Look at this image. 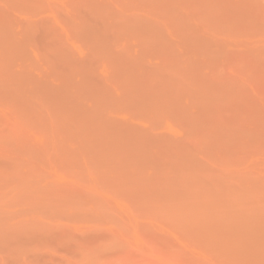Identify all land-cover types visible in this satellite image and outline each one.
Listing matches in <instances>:
<instances>
[{
    "label": "rangeland",
    "instance_id": "obj_1",
    "mask_svg": "<svg viewBox=\"0 0 264 264\" xmlns=\"http://www.w3.org/2000/svg\"><path fill=\"white\" fill-rule=\"evenodd\" d=\"M94 1L95 0H93V1L92 0H7V1L0 0V7L3 8L8 13V15L10 16L9 18H7V15L5 17H3V15L1 16V14L4 10L2 11V9H0V24L4 26V28H0V30H1L0 32H3L5 34L6 33H13L14 35L16 33L18 34L20 32L21 35L18 34L19 36L17 37L16 41L18 42L19 47L22 49V51H21L22 53L16 54L17 52H15V54H16L15 57H12V55H13L12 53L14 51L11 53L10 56L7 55L9 52H6V54L2 53V55L3 54L6 55V57L3 56L4 58L10 60L8 62L6 60H3V61H6V63H8L9 65L10 64L13 65V62L15 63V61H16L15 66H12V69L14 67H19V66H22V67L27 66L28 69L30 68L29 69L30 70L29 82H27V80H28L27 78H25V80L21 79V81H23V82L25 81V82L29 83L30 84L29 87H28L27 83L24 84L21 81H18V82L15 81L18 83V85H17V83H13L14 74H13V72L12 73L9 72L10 66L6 65L5 62H3V63L7 67H9V71L6 69V67H4L6 71L5 70H4L5 72L1 71L2 73L0 72V264H264V231H263L264 225L263 226L256 225V223L259 221H261V223H264V136L261 137V135H264V22H263L264 10L262 9V8H264V0H257L258 2L256 0H242L243 6L241 5V0H237V1L230 0L231 2L229 0H219V1L214 0V2H213V0L212 1L211 0H188V2H187V0H181V1L177 0V1H179L178 4L183 3L182 5L185 8L187 6L190 7V5H192V2L194 1L193 2L194 4L192 6H193V8L196 7V9H193L192 6L190 7L193 11H191L190 8H188V7L186 8L187 10H185L184 7H181L182 5L180 6L176 3V0H173V1L169 0L171 4L174 3V4H172L171 7H170L171 4L164 3V1H167V0H160L159 2L157 0H114V1L111 0L112 2H110L109 0H97L96 1L97 3ZM100 1H101V3H100ZM182 1H184V2H182ZM189 1H191V3ZM223 2H225V3H223ZM234 2L235 3L238 2L237 4H235L237 6V9H235L236 11L232 10V11H235L236 14L231 13V11L227 12L226 8H228V10H230L229 8L232 9V6L233 7L235 6V5H231V7H229L230 6L229 3L234 4ZM255 2H257V4ZM85 3H87V4H85ZM89 3L90 4L92 3V5H95L96 7H98L97 10L99 8L101 10L100 5H102V7L104 8V9L102 8V10H105V8H107L106 10L110 9L109 12H111L110 18H112V20H110L108 22V26L106 27L109 30L108 34L102 35L100 32V29L94 28V34L96 35L95 37L100 38L99 40H97L98 42L94 40V37L91 33L87 32L88 27H87V30L85 32L84 29H86V28L84 26H83L84 28L81 27L82 28V31H81V28L80 29L75 28L76 26L72 23L73 19L71 18V14L73 12H75L74 14H77L79 12L77 16L79 17L81 15L80 17L82 19L83 14H84V16L87 15V14L85 15V13H86L85 11H86V9H88V8L82 7V6L83 5L86 6ZM184 3H186V4L184 5ZM209 3H211V4H209ZM222 3H223V6H222ZM224 4H226V5L224 6ZM252 4H254V5H252ZM177 5L181 7L179 10L180 13L178 12L179 7H178V9L174 10L175 8H177ZM220 5L222 6V10H221ZM238 5H241V8ZM258 6L260 9L258 8ZM223 7H225L226 13L222 12V14H221V11H224ZM253 7H255V10ZM234 8H236V7H234ZM257 8H258V10H257ZM181 9L182 10L184 9V10L182 11ZM71 10H73V11H71ZM100 10H99V12L102 13V11H100ZM106 10H105L106 13H103L100 15L101 17H103V15H106L109 13ZM113 10L115 12H118V13H113ZM81 11H82V14H81ZM88 12H89V9H88ZM177 12H178V14H177ZM189 12H191V13L194 12V15L195 14L197 15L196 19H198L197 20V21H199L198 23H197V21L194 20L195 19L194 16L193 17L190 16L191 18H194V19H191L188 16ZM248 12H250V13H248ZM251 12H253V13H251ZM223 13H225V17L227 15L228 23L223 22L224 21V20H222V17L224 15ZM114 14H118V15L116 16ZM175 14L177 15V17H179V16L181 17V15L184 14L185 17L182 16L184 19L182 17L177 18V21L179 20L178 21L179 24H181V23L186 24V22H187L188 23L187 25L190 26V24H191L190 27H192L193 29H194V27L197 28V26L200 25L201 21L202 22L204 21L205 25L208 24L207 21H210V22L215 24L216 28L219 27L221 25V23H225V25H227V26H221L220 30H223V28H225V27H229V28H233V29H231L232 31L229 30V34L227 32L228 31L227 29H229V28L225 29V31L227 30L226 31L227 34H226V32L222 33L219 30V28H217V29L214 28V25L209 22L210 23L209 28H211L213 30L212 32H214V34H217V35L216 36L212 35L213 37L211 36L212 37L211 42L205 41V43L208 42V43H206L208 45L206 50H204L205 48L199 47V46H201V45H199V43L198 44L195 43L197 40L194 39L195 37L192 38V35L193 36L195 35V34H193L194 30L192 31V33L190 32V30H185V32L188 31V34L191 33L192 35L190 34L191 37L190 36L189 37L195 40V42H194V40L192 41V39H190L191 44L195 48V51H194V48L192 49L193 46L192 47L189 46L186 49L188 51L189 48H191L190 51L192 52V54H190V52H188L189 55H192V56H190V58H192L191 59L192 62H191V60H188L189 55L186 53L187 51L186 52L184 51L185 50L184 48H181L182 50H178V48L180 49V47H178V45L180 46L184 43L189 45V43H190V41L187 43V41L189 39L188 40L185 39L187 37H185L186 35H185L184 31H183V33H181V35H183L182 36L183 39H182V37H181V39L184 40V43H183V41L179 40L180 37L178 38V36H181V35L180 34L178 35V31L174 33V35H177V37H173L172 31L180 30V28L178 29L176 27L178 25V23H177L176 19L174 20V18H176ZM219 14H221L222 17ZM191 15H193V14H191ZM121 17H126L127 19H131V21L129 20L130 22H132L131 25H133V23L137 24V22H139V21L134 22V20L132 21L133 18H137V20H139L138 18H142V19L145 18L143 20V22H142V20H140L141 21L140 23H143L142 24L143 27H145L146 30L149 28L151 30V27L152 28L154 27L153 28L154 30H152V31L153 32L154 31L155 32L160 31L161 35L162 34L164 35V29H165L166 34L164 36L162 35L164 37L163 39L166 40V38H167L166 41L171 42L170 43L171 45L169 44V42H167V44L169 46L167 44H163V41H165V40L161 39L162 38L161 35H159V36L156 35V37H158V38H156V37L155 38L159 42H161V45H166V46H168L167 48H171L172 50L175 51L174 52V51L169 50V49L167 50L166 46H163V50L165 53H166V50L168 52L172 51L171 53L170 52L166 53V54H174L173 56H175L176 58L174 57V59H172L173 58L172 55L171 56H169V55L163 56L164 52H163V50H161L162 47H161V49L156 50V47L159 48L158 45L155 44L154 48L151 47L152 45L150 46V44H152V43H157V44L159 43V42H157L156 39H154V36H153V40H155V41H152V40L150 41V39L147 40V42L142 41V40H146L147 38L150 37V36L148 37V35H147V38L145 39V37H146L145 34L143 35L144 38L138 40L139 44L142 42L145 43V45L143 43L145 50L148 47H150V49L148 48L149 52H147V50L145 51L143 49V46L142 47L140 46V48L143 49L144 53H146V54L149 53L148 55H146V57H149V59L151 60V61H149L148 58H147V60H144L146 57L144 59L141 58V59H143L141 61V64L145 65V63H146L147 65H149L148 67H145L147 65H145V66L142 65V67H144L145 72H144L142 67H138L135 65L137 70L139 68L140 69L142 68V70L145 74L142 73L141 75L145 76L146 80L148 79V81H146V83H145V80L144 81L142 80L143 81L142 85L145 83V85H143L142 87H140L141 86L140 85L141 79L139 80L140 83L138 82V84L140 86L136 83V81L138 80L139 77L140 78L143 77L141 75L139 76L140 69H139V72L137 73V70L135 68V70H136L135 73H136V75L138 74L136 76L135 73H133L134 70L132 72L129 71L132 65L130 66V68L126 67L125 69L127 71H125V70H123V71H125L126 75H128V76L130 74L129 73L127 74V72H130L132 74L131 77L129 76L130 79L131 78L133 79V77H134L133 75L138 77L137 79H135L136 77L134 78L136 80L135 83H131L132 80H130V79H128V80H130L131 82L128 80H127L128 81L127 82L125 80L126 78L123 76V74H125V72L120 73V71H121L120 68H121L122 64L120 62H115L114 57H112L113 59L111 58L112 55L113 56L119 55L118 50L120 48H121L120 52L125 53V55H127L129 52L126 53V52H122V51L124 49H127V50L131 49V50H129L130 51L129 54L131 55V53H132V57H135V58H136L137 54L139 57V53H137V51L141 52V53L143 52L141 50H138L139 44L136 47V44L138 43L137 40L136 41L133 40V37L135 36L134 34L138 31H135L134 34H132L131 33L132 31L130 30L131 27H130L128 29L129 32L131 31L130 32L131 34H130L128 31H126L128 26L121 29L119 24H118V21ZM240 17L242 20H240ZM148 18H150V19L148 20ZM185 18H187L189 22L186 21ZM156 19H158L159 21H157ZM181 19H182V21H181ZM218 19H220L221 23H218V21H219ZM223 19H225V18H223ZM145 20H148L147 23H144ZM152 20L155 21L156 27L154 25L152 26V24H155V23H153ZM184 20H185V22L183 23ZM95 21L96 20L93 21L91 19H87V22L90 24L94 23ZM151 21H152V23L150 25L149 22H151ZM180 21H181V23H180ZM190 21H192V22H190ZM194 21L197 23V25L195 23H193ZM225 21H226V19H225ZM78 22H80V21H78ZM158 22H160L161 24ZM140 23H139V25H140ZM157 23H158V26H157ZM203 23H201V24H203ZM217 23H218V26L216 25ZM174 24L175 25L177 24V25L175 26ZM182 24H181V27L183 28V30L188 29V28L190 29L189 26H185V25L184 26L186 28H184V26H182ZM228 24H231V25L233 24V25L228 26ZM28 25H30V30L28 32L23 31L24 28ZM68 25H70V26L68 27ZM92 25L94 26L97 24H92ZM139 25H138V27L139 28L141 27L140 29H138V27L136 29L135 25H133L132 28L139 30L138 33H141L140 30L143 29V27L139 26ZM72 26H74L73 27L74 29L71 28ZM207 26H206V28L208 29ZM53 27L55 28V30L57 29L56 32H54ZM178 27H180V26L178 25ZM66 28H68L69 31ZM155 28H157V30ZM182 28H181V30H182ZM192 28H191V30H192ZM199 28H200L199 32H197L198 30L195 31V33L197 35L196 38H198L202 32H204V34H203L204 36L201 34L203 37H205V38L210 37V36H206L205 32H210L211 29L210 30L208 29L209 31H205V30H203V27L200 26ZM169 29H171V30H169ZM146 30H145V33H147ZM201 30H202V32H200ZM215 30H217V32L220 31V32H218L219 35H218V33H216ZM124 31H126V32H124ZM143 31L144 30H142V32ZM147 31H149V30H147ZM168 32H171L172 35L168 36L167 35ZM58 33H60V34H58ZM138 33H136V35ZM206 34H208V33H206ZM100 35L102 37H100ZM130 35H131V37L133 35L134 36L131 38L130 41L129 40L127 41L126 39L130 38L129 37ZM209 35H210V33H209ZM61 36H63V37H61ZM138 36L140 38L142 37L141 35H138ZM138 36H135L134 39H136V37L138 38ZM214 37H215V39L213 40ZM168 38H169V40H168ZM176 38H178V41ZM200 38H201V40H199ZM200 38L198 39V42L199 41L201 42L203 40L202 37H200ZM229 38H232L233 40H231ZM159 39H161L162 41H160ZM185 40H186V42H185ZM206 40H208V39H206ZM209 40H210V38H209ZM212 40H213V42H212ZM68 41H69V43H68ZM124 41L127 44H125ZM133 41L136 42V44H134ZM173 41H174L175 45L172 44ZM179 41H180V43L181 42L182 43L180 44ZM93 42H95V43L93 44ZM128 42H129V44H128ZM203 42H204V40L201 42V44ZM216 42H217V44H216ZM231 42L234 44H232ZM146 43H147V45H146ZM218 43H220V45H218ZM75 44H76V46H75ZM103 44H105L106 46L103 47ZM186 44H184V45L188 46ZM195 44H197L198 47ZM96 45H97V47L100 46L101 48H103V49H101L100 47L96 48L98 50V53L102 54L103 52L102 51L99 52V50L100 49L104 50V48L106 49V50H104V55H103L104 57L102 56V59L99 56L101 54H98L96 52L97 50H95ZM115 45H117L119 47V49H116L117 46L115 47ZM126 45H129V46L131 45V46L129 48V46L126 47ZM159 45H160V43H159ZM108 46H110V47H108ZM123 46H124V48H123ZM170 46H174V48H172ZM183 46H181V47H183ZM230 46L232 47L233 50L230 49ZM17 47H18V45H17ZM164 47L166 48V50L164 49ZM215 47L217 49L219 48L222 50H223V47H225L224 51L225 52L227 51L228 54L230 51H232L230 53H233L236 49L238 51H236L235 54H233V55L232 54L228 55V54H226L227 52L226 53L224 52L225 53V54L223 53L224 56H221L222 50L218 49L220 52L219 51L217 52V49H215ZM234 47H235V49H234ZM20 48L16 49V50L19 52ZM110 48L112 49V51L114 48L113 54H112V51L110 50ZM227 48L229 50H227ZM0 50H1V48H0ZM69 50L73 56L76 54V56L79 57L78 58V65H80L82 69L79 70L78 67L74 68L75 70L77 69L79 72L74 71V69L71 66V63H73V62H70L72 60V58L70 56L71 54L68 55L69 59H65V63L67 60V64L69 63L71 66L70 70L73 69L72 71H70L68 69L69 66H67V64L66 65L64 64V62H63L64 59H62L60 61L61 58H64V57L67 58L68 57L66 55L68 53H70ZM151 50L153 53L154 52L158 53L157 54L158 57L156 56V59L153 58V57H155L156 53L155 54L151 53ZM153 50H155V51H153ZM214 50H216V51H214ZM248 50L250 52H248ZM5 51H7V50H5ZM182 51H184V55L186 54L187 59L185 58V56L180 57V59H178L177 63H175V65H176V67H175L173 65L174 62L172 63V61L179 58L177 56L179 54H181V56H183ZM206 51L211 52L210 54H213V55L209 54L210 55V56L208 55L209 58L208 57L205 58V56L208 53L204 54L205 56L203 55V53ZM58 52H59V57H57L58 55L57 56L54 55L55 53L57 54ZM105 52H107V54L109 56L108 58L106 57ZM115 52H117V53L114 54ZM215 52H217V56L215 57L217 59L216 61L214 58V56L216 54ZM245 52L248 54H245ZM94 53H97L98 55L97 54L94 55ZM220 53H221V55H220ZM63 54H64V56H63ZM250 54H252L251 55L252 57L250 56ZM35 55H37V56H35ZM143 55H144L143 53L140 54V57H143ZM150 55L151 56L154 55V56L152 58H150ZM167 56H169V58H171L170 62H169ZM211 56H213V58H214V59L212 58V60H214L213 61L214 63L209 62V60H211V58H210ZM219 56H221V57H219ZM10 57H12L13 59ZM164 57H166V58H164ZM202 57L206 61L209 59L208 62H206L204 59H202ZM14 58H15V60H14ZM105 58H107L105 60L107 65L110 64V66H112V65H117L118 63L121 64V65H119L120 67H118L120 69V71H119L120 75H118V73H115L117 71V69H116L115 72L111 71L112 77L108 76L109 73L111 74V72L108 71L110 69L109 68L106 69L109 65L107 66L106 64H102V62H104L103 60ZM157 58H160V59H158V60H160V63L158 61H156ZM181 58H183V59H181ZM1 59H0V61L2 62ZM11 60L13 62L9 63V62H11ZM68 60H69V62H68ZM108 60H109V62H108ZM184 60H186V62L189 63L190 65H188L186 63L183 66ZM202 60H204L205 62ZM150 62H152V63H150ZM161 62H162V65H160ZM182 62H183V64H182L183 69H181L182 67L179 66V63L181 65ZM163 63L165 65H167L166 68H164V69H163V66H164ZM204 63L206 64V67H205ZM207 63H210V64H207ZM168 64H170V65H168ZM200 64L202 66H200ZM239 64H241V65H239ZM1 65H3V64L1 63L0 66ZM72 65L74 66V63ZM104 65L106 66V68ZM153 65H157L158 67L152 68V67H154ZM237 65H239L240 67ZM127 66H129V65H127ZM159 66H162L163 70H160L161 67H160V69H158ZM170 66H172V67H170ZM190 66L195 67V69L192 67L190 68V70L191 69L194 70L193 72H190V70H189L190 73H193L192 76L194 78L192 76H190L191 74L189 72H188L190 74L189 77H188V75H187V77H186V75L183 76L184 79L187 78V80H189V81H187L185 79L184 82H185V84H186V81L189 82L188 86L190 87V88H187V95H186V91L184 89V92H185L184 95H186L184 97V95L182 96L183 90H180V85H179V83H176L175 79L176 78L179 80L181 79V82L184 83L183 82L184 79L181 76L182 75L181 72L184 70L188 71L187 69H189ZM197 66L201 68V70H199V71H200V73L202 71V74L199 73L200 75L198 73H196V74L194 73L195 70L197 71L198 69H200ZM243 66H244V68L242 69ZM22 67H20V68H22ZM114 67L117 68L116 66H113V69L110 67L111 70H114ZM174 67L176 69H174ZM249 67L252 70H250ZM4 68H2V69H4ZM127 68H129V69H127ZM147 68H150L151 70H154V71H152L150 73L147 72L148 74H146V71L150 70ZM156 68L158 69V71H156L157 70ZM177 68L178 69L180 68V70H182V71L177 70ZM184 68H187V69H184ZM103 69H105V70L103 71ZM168 69L173 70V73L171 71L172 74L180 72V73H177V74H179V78L177 75H176V77H175V75H173V77L170 76L171 74H169L170 71ZM67 70H68V72L70 71L71 73L74 71L75 74L74 73L67 74L68 73ZM82 70H83V72H80ZM101 70H102V72H101ZM165 70L168 73H165L164 72ZM176 70H177V72H176ZM12 71H14V69ZM155 71L160 72V73H162L161 71H163L165 74L164 76H166V74H168L170 76L169 79H168L169 76H167V78H166L167 81H165V82H168V83L164 85L165 88L163 87L164 83H162V80H159L162 78L164 79V77L160 78V76H162V75L159 76L158 73L155 75H158L159 77L155 76V75L153 76V74L156 73ZM77 73H79V74L84 73L83 76L81 74V77L83 80L81 78L79 80V76H77L78 79L73 78V77H76L75 75ZM106 73H107V75H106ZM114 73L116 74L115 77H117V79L115 77H113ZM188 73L186 72V74H188ZM79 74H77V75H79ZM183 74H185V73H183ZM48 75L49 76L52 75L50 77H54V78H50V77H49L50 79L48 77L46 78V76H48ZM67 75H69V76H67ZM97 75L100 77V80L103 81L104 83L103 82L101 83L100 81L96 82V80L99 79V77ZM146 75H147V77H146ZM150 75L153 77H151ZM196 75H197V77L200 78L201 81L203 79L202 82H204V81L206 82L205 89L207 87V92H208V87L210 90L213 87L212 86L213 84H215L217 86V88H216V86L214 85V88H212V89L216 90V91H213V93L217 97L218 96L222 97L221 96L222 91H221L220 95L219 94L217 95V93H220L219 92L220 90H224V91L226 90V89H224V87L226 85L225 86L221 85V84H223V82H226V83L230 82L231 85L234 84L233 86H235V84L240 86V87H238L236 85V90H237V87H238V89L239 88L241 89V87H242V89L244 88L242 90V97L240 98V96L238 94V92L239 93L241 92L240 89H239V91H236V93L238 94V96H237L234 94L235 93V87L233 89L234 93L231 90L232 88H230L231 87L230 84L228 87V89L231 90V93L236 96V99H237L236 102H237L240 109L237 106V108L235 107V109H233V110L230 109V112H228V110L231 106L233 107L236 105V104H234L236 99L233 98V100H232L231 99L232 96L229 97V99H231V103H230L227 98L225 100V95H223L224 97L223 98L219 97L218 103H216L217 99L214 98L213 95L212 96L209 95V93L211 94V90L207 94V96L211 97V98L209 97V100H206L208 97L205 96V100L203 101L204 96L203 97L201 96V91H200V96L198 95V99H197L196 92H198L200 90L201 86L202 87L204 86V83H202L200 80H198L199 78H197ZM119 76H122L123 80H121V77H119ZM128 76H126V77L128 78ZM57 77H59V79L61 78L60 80H64L65 78H63V77H66L67 79L69 77L70 82H72L71 79L72 80L74 79L73 81H75V82L73 83V85H75V83L77 84L78 80H79V82H78L79 85H84V83H82V82L86 79L87 83H85V86L86 87L88 86L87 88L89 89V92L85 93L84 92V91H86L85 87L83 86V88H84L83 89L77 84L76 85V92H78V94H80V95L78 97L77 96L74 97V99L77 100L76 101L77 104H76V102H74L75 100L73 101V99L71 97L74 93L73 90L75 91V89H73L75 87L73 85H70L69 84L70 82H68L67 84H69V86H71V87H68L67 89H68V91H70V93H72V92L73 93L68 96L65 94L66 93L65 91L67 89L65 88V90H64V88H63V91H64L63 94L65 95L66 98H68V100L70 97V99H72V101L71 100L67 101V99H65L67 101V103H64L65 102V100L63 99L64 96H63V94L61 96L62 92H61V90H59V89H62V87H60V86L64 82L61 81L62 83H60V82H57L59 80L55 81V79H57ZM70 77H72V78L70 79ZM96 77H98V78L96 79ZM118 77L120 79H118ZM174 77H175V79H174ZM190 77H192V78H190ZM171 78H172V80L175 81V82L173 81L174 84L172 83V80H170ZM195 78H197V80H196L197 82H195V80H193ZM67 79H66V82H67ZM16 80H17V78H16ZM87 80L89 81V83ZM111 80L116 82V83L114 84ZM179 80H177V82ZM90 81L96 82L97 83L96 86H98V85L100 86L102 84L103 87H97V88L94 87L95 88L94 89L93 86L96 83L91 82L93 84L90 86L89 85ZM105 81L108 83H109V81H111L112 82L111 84L114 87L111 86V84L105 83ZM45 82L46 83L49 82L51 85H48L49 83L45 84ZM98 82H100V83H98ZM117 82H120V83L125 82L126 84L118 83V85H120V87H122V89H121L117 85ZM133 82H134V80H133ZM147 82L151 86L150 85L147 86V84H148ZM193 82H194V84L196 83L194 85V87L200 83H202L203 85L201 84V86L199 85L195 88L196 90H193L194 89L193 85H192V87L190 86V84H193ZM232 82H234V83H232ZM19 83L21 84L22 88H23V85L25 86L24 91H26L27 89L29 91L31 90V94L35 95V96L42 94L40 91L42 90L43 86H47V87L53 86L54 88L55 87L57 88V86H58L59 88H58V90L53 89L54 91L51 92L52 95L54 94L53 97H51L52 95H49V94H51L49 92L47 94L45 93L46 95L42 94V95H44L43 97H42V95L38 96V98L39 97L42 98L41 100H37L36 99L37 96H36V98H34V96L31 97V94H30V97H28V98H30V101L28 102V104H27V101H26V104H24L25 100H24V102H22V100H18L16 98V96L18 94L21 95L23 93V95H24V92L21 91V89H17L16 87H14L17 90H19V92L17 95H15V94H13L14 96L11 95L12 92L14 93V91H15V89L13 88L12 85L20 86ZM59 83L61 85H59ZM154 83L156 85L158 84L157 90L160 92L159 95H158V93H155L154 94L155 97L153 96V98L155 99V100H153L154 102L156 100L157 101L160 100V102H158V104L156 102V104L159 105V107H156L157 105L155 106L154 105L155 103H153V106H155L157 108L156 109L157 112H154V109L151 106L152 103L150 102L151 103V105H150L148 102V98L153 95V94L152 95H150V94L153 92V90L155 92V89H156V85ZM175 83H176V85H175ZM67 84L66 85L64 84V87L68 86ZM104 84H105V87H104ZM135 84H137L138 86H136ZM160 84H162V85L159 86ZM169 84H171V88H170V90L172 89L171 92L174 91L173 88L175 89V87H172V85L176 86L177 92L180 90L178 92V93H180L179 95H177L178 93H176V89H175V93L173 92L174 94L177 95L176 98H178L180 102L176 101V99H175V101H173L174 106L171 108H169L170 104L172 105V100H174V97L176 95L175 96H173V94L169 95L168 100L171 99V103L165 102V104L162 100L163 99L165 100V98L168 96V92H166L167 93L166 95L164 94L165 97H163V95H162L163 99H161V97H160V94L165 93L164 91L166 89H167V91H169V89H168ZM177 84L179 85L178 88H177ZM187 84H186V87H187ZM122 85L128 86V87L126 86L124 93H125V91L127 93L128 92L127 88H130L132 86L131 91L133 92V90H134L133 94L135 95V97H137L135 94V89H136V92H140L141 90H143L144 94L146 92L143 89L144 86H146L144 88L148 87V89H149V87H152L153 90L151 88L152 92H149V90L147 89V92H149V93L146 92V94H147V96L150 95L149 97H147L146 95L145 96L142 95L143 91H141V93H138L139 99L137 98L138 99L137 100V99H134L135 97L134 98L132 97L134 99V100H132V98L130 97L131 92L130 93L128 92L129 93V94L127 93L128 95L124 94L125 95V96L123 95L124 97H122V95L119 96L118 93L119 92L121 93L123 91V88L125 87ZM153 85L155 86V89H154ZM210 85L212 87H210ZM26 86H27V89H26ZM72 86H73V88H72ZM77 86H78V90H77ZM108 86L112 89L111 90V92H113L112 94L107 91ZM115 86L116 87L118 86L116 88L117 90L115 89ZM181 86H182L181 88H184L183 87L184 84H181ZM220 86H222L223 88L221 87V89H219ZM136 87H139V88H136ZM102 88H104V89H102ZM110 88H109V91H110ZM118 88H119V92H118ZM191 88H192V91H190ZM202 89H204V87ZM92 90L96 91V95H97V92H98V94H100V96L102 93H104V94H102L103 97L101 98L99 96L101 99H98L99 97L96 96ZM157 90H156V92H157ZM204 90L202 93L205 95L206 92H204ZM90 91H92V94H94V97H92V94L90 95V93H91ZM181 91H182V94H181ZM189 91H190L191 95L193 94V97L192 96L190 97V95H188ZM226 91H228V90H226ZM26 92H25V94H26ZM55 92L57 94H59L60 92L61 93L59 94L58 97H55V96H57ZM105 92H106V94H105ZM107 92L109 94V97L107 95ZM225 92H224V94H225ZM29 93L30 92H28L27 95H29ZM87 93H88V98H87ZM84 94L86 97L84 96ZM169 94H170V92H169ZM198 94H199V92H198ZM244 94H245V97H243ZM27 95H25L26 100H27ZM110 95L112 97L116 96V101H115V99L113 100L112 97L110 98ZM134 95H132V96H134ZM226 95L228 97L229 93H226ZM60 96H61V99H60ZM126 96H129L130 99H129V97H126ZM141 96H142V100L144 98V102H146L145 106H147V104H149L148 107L152 108L149 111V113H148L147 109H150V108L146 107L143 110V108H144L143 103L144 102H142L140 100ZM170 96H172L173 98L172 97L170 98ZM178 96H182V99L184 97L185 99H187L186 100L187 102L185 103V99H183V101H182V99H180L181 97L179 98ZM187 96H189V100H188ZM76 97H77V99H76ZM79 97H80V100L78 101ZM119 97H122V98L119 101H117ZM201 97L203 99H202V104L200 105ZM31 98L35 99L36 102L34 101V103H32L33 100ZM47 98H48V101H47ZM124 98L126 99V101L123 100ZM212 98L214 99L215 103L213 102ZM13 99L16 101H14ZM20 99H22V95H21ZM43 99H44V102H43ZM62 99L64 101H62ZM128 99H129V101H127ZM151 99L152 98H150V101H151ZM219 99H222V100L224 99L226 101V102H224V104H225L224 107H223L224 104L219 105ZM60 100L62 101V103H64V106L60 105V102H58ZM130 100H131V102H133L135 104V106H136V104H138L137 107L138 106L141 107V105L143 106V108H142L143 113L146 112V115H144V118H148V119L150 118L152 121V119H153L152 115H156V114H157L156 116L159 117V122H160V118H162V120H163L162 124H163L164 128H162L161 127L162 124H160L161 125L160 126L159 122H158V124L156 123L157 125L155 124L156 126L155 127L152 126L154 128L151 129L150 127L152 124H150V126H149L147 124L146 119L144 121L146 123L140 121L141 118L143 119V117H141V116H139L140 117L139 122L137 121L138 119H136V122L130 120L129 116L132 119V115L138 114L137 112H135V110H138L136 108L134 109V111L132 110L133 111L132 115L129 114L128 117L125 118L126 114L128 113L127 112L128 107H126L127 108V111H126L125 106L130 105L129 107H131V109H133L132 108L133 103L131 104ZM139 100H140V102H139ZM123 101L125 103V106L123 104ZM188 101H190V102L188 103ZM191 101L194 104L196 103V105L198 104V101H199L200 103L198 106H201V108L202 107L203 108L202 109L199 108V110H198V106L195 105V107H194V109L196 108L195 109L196 113H195V110L192 107L193 104L190 105V103H192ZM51 102L53 103L52 105H51ZM56 102L58 103V105H60L59 106L60 109H63V110L66 109V112H63V110H61L62 111L61 112L60 109L58 110V105ZM70 102L72 105H74V106H72L74 109L71 110V112H73V111L75 112V109H77L80 113H82L81 116L78 113L80 118L83 117V119H84V120L81 119V121H80V118H77L78 115H76V118H77V120L79 119V123H80V124L77 123L78 127L76 126V129H75L76 131H79L78 137L76 135V132L73 130V128L71 129V127H69V123H70V126H72V124H71L72 118L71 117L74 115V112H73V115H72V113L68 112L70 109H72L71 107L68 109V107L70 106ZM73 102H74V104H73ZM80 102H83V105L86 108L82 107V103H80ZM175 102L180 103V104L182 103L181 106H185V107L187 106V104L190 105L192 108L189 106L186 107V110H187V108L190 109L189 111L187 110L189 114L187 113V111H185L184 107L181 108L180 104L175 105L176 104ZM212 102L214 104H212ZM228 102L231 105L230 106L228 105L229 108L227 107L228 108L227 109L226 103H228ZM238 102H240V103H238ZM29 103H32V107H30L31 105ZM45 103H46V105H45ZM128 103H130V104H128ZM162 103L164 106L162 105ZM232 103H233V105H232ZM40 104H43V105H41L42 107L40 106ZM68 104H69V106H67ZM109 104H112L113 107L115 105V107L113 108L112 105H109ZM209 104H210V106L216 105V104L219 105L220 107L222 106L224 108V110L226 108L227 112L223 111L222 107L220 109L219 106H218L219 108L217 110V105H216V110H213L215 108V106L212 107L211 109L207 108V107H210ZM37 105H39V106H37ZM48 105H50V106H48ZM34 106H35V108H33ZM46 106L49 108H52L51 106H53L52 109L54 111H51V113L49 114L48 112H46V108H47ZM97 106H98V110L96 112L98 113L100 110V113H101V114L98 113V117L101 115L103 118V120H101L102 118L100 116L99 121L101 120L102 122H105L106 119L109 118V116H111L110 117L111 119L109 118L108 120H111V121L114 120L115 123L117 122V124H115L116 129H113L114 135L116 132L117 137L113 136L112 128H111V131H109L110 129L106 130V124L107 123H104V125H103V123L100 122L101 126L99 125L100 123H97L99 128L98 127L97 128L93 127V129L91 128L89 133H86V136H84L86 138L87 134H90L88 136H89V138L92 137V141L88 140V139L86 140L84 138L83 139L85 141H83V139L81 140V137L83 135H85L84 131L86 132V130H89V127L91 124L89 122V119L92 122L96 118V114H97L96 113V114L92 115V111L90 112L89 109L97 108ZM135 106H133V107H135ZM160 106H161V108H160ZM165 106L168 108V111L172 110V111L168 112L171 114H172V112H174V110H175V112L176 111L178 112V110L184 109V111L180 110V113L178 112L179 114L176 112L175 117L173 114L172 116L174 117V120H172V118H171L172 116L170 114L165 116L166 109L164 110V108H163ZM179 106H180V109H179ZM36 107H37V109H36ZM40 107L42 109H44L45 111L40 110L39 109ZM104 107H106L107 112H106V110H104ZM140 107H138V108H140ZM204 107L207 108V110L205 109L206 110L205 114H204ZM83 108L86 111L89 110L90 114H88V112H87L83 116V111H82V110H84ZM119 108H121V109H119ZM192 109L194 110V112ZM122 110H125V112H124L125 114L123 113ZM200 110L203 113L201 112V118H199V116H200V113H199V115L197 117L200 120H198L196 118V115L198 114V112ZM47 111H49V109ZM56 111H60L61 116H63L65 121L68 123V127L66 126V123H65V126H64V124L62 125L61 123H59L61 121L64 122V119L60 118V116H57L58 113H56ZM120 111L122 112L123 115H125V117L122 116ZM164 111H165V113L163 114ZM53 112L57 116L56 117L53 114L55 116V118H57V119L60 118L59 120H57L59 122H57L55 119L52 118L51 114ZM160 112L162 113L163 117L160 116L161 115ZM60 113H59V115H60ZM93 113H94V109H93ZM102 113H104L105 116L107 114V118L105 120H104L105 116ZM119 113L121 114V116H118V115H120ZM130 113H131V111H130ZM141 113L142 112H140V114ZM143 113H142V115H143ZM181 113H183L184 115H181L183 117L181 119H179ZM66 114H69V115L71 114L72 116L67 118V117H65ZM87 114H88V116H87ZM111 114H113V115H111ZM148 114H150V115H148ZM202 114H204V115H202ZM50 115H51L52 119H50ZM178 115H179L178 119L180 120V122L183 118H185L186 121L188 118L189 119L192 118V120H189V121L190 122L193 121V122L188 123V121H187V124H185V122H184L185 120H184L181 127H180L179 120H178L179 124H178V122L175 123L176 122L175 119ZM85 116H86V118H85ZM90 116H91V118H90ZM93 116H95V118L93 120H91ZM118 117L121 119L119 120ZM158 117H156V119ZM87 118H88L87 122L89 123V126H88V124H85V126H87V129L83 130V128L81 126V124L84 126V124L82 123V120L84 122V121H86ZM135 118H137V116ZM135 118H133V119L135 120ZM169 118H171V120ZM202 118H206L210 122H212V126H209V129L207 128L208 124H204V121L201 120ZM123 119H125V120L127 119L126 121H129L130 125L128 122H125V120H123ZM42 120L43 121L45 120L44 122H47V123L49 122L50 124L47 125V123H45V125H44V122H42ZM49 120H51V121H49ZM54 120L57 122V124L55 122H53ZM74 120H75V118L73 116V121ZM77 120H75L73 122L74 127L76 125V122H78ZM96 120L98 121L97 118H96ZM96 120L93 121V123L97 122ZM116 120H118V121H116ZM166 120L167 121L170 120V122H173L174 126H176L175 124H178V125L176 127H174V126H172L173 123L167 122ZM202 121H203V123H202ZM148 122H149V120H148ZM154 122L155 121H153V124H154ZM205 122H207V120H205ZM39 123H41V124H39ZM124 123H128V126H130L131 128H135V130L137 131L138 134L140 132L139 130H141L142 131L141 133H143V135L140 133V136H142V138H143L144 134H146V136L148 134V137L150 138L149 141H152V143L154 142L156 145L153 144V146H151L150 142H148V144H147L146 142H143L144 140H142V142L144 144L141 143L140 142L141 139L140 140L138 139V137L140 138V136L136 132H135V136H134V132H133L134 129L130 130L131 128H129V127L127 128V126L125 127ZM194 123H195V125H194ZM199 123L204 125L205 129H208L207 130L208 132L210 130L209 135L206 136L207 132L205 130L204 131L202 130V128H201L202 125ZM59 124H61V125H59ZM118 124H120L119 127H118ZM122 124H124L123 127H122ZM132 124L134 126L136 125V127H133ZM138 124L141 126H139ZM42 125H44V126H42ZM46 125L48 126V131H50V133H52L53 135L50 134L49 132L46 133L47 132ZM50 125H51V127H50ZM58 125H59V127H57ZM79 125H80V127H79ZM166 125H168L169 127ZM213 125H214V130H213ZM53 126H54V128H53ZM62 126L66 127L65 129L63 128V131L65 130L64 132L69 134V136L67 135V137L71 136V138H69L67 140V142L65 141L67 139L66 133H63V132H62V134L59 133V132H61ZM204 126H202V127H204ZM101 127H102V129L104 127L106 130V135H107L106 138L108 139V132L107 131H109V134L112 135V139L105 141L104 132H103V137H102V131L100 130ZM166 127H167V130L169 129L171 131L167 132V130H164V129H166ZM196 127H198L197 130L200 133V135H198L199 136L198 138L194 139V138H192L191 130L193 132H197V130L194 131V128H196ZM43 128H44V130L46 129V131H43ZM121 128H123V129H121ZM182 128L186 132H189V131L190 132L188 134L186 132H184V133L179 132V130ZM81 129L83 130L82 134H81ZM118 129H120V130H118ZM148 129H150V130H148ZM188 129H190V130H188ZM211 129H212L213 133H214V131L215 132L217 131L216 133L213 134V136L212 135L210 136V134H212ZM56 130H57V133L55 132ZM58 130H59V132H58ZM67 131H69V132H67ZM123 131H125L124 132L125 134L123 133ZM200 131L203 133L201 134ZM71 132L72 133L74 132L73 133V135L75 134L74 140L77 143L73 140V136H72ZM204 132H206L205 138H203ZM118 133L120 135H118ZM127 133L129 135H127ZM131 133H133L132 135L134 136V138H133V136L131 138ZM79 134H80V138H79ZM158 134L162 135V137L160 136L161 138L164 137L163 141L165 140V137L168 136L167 139L164 141V142H166V141L170 142L168 144L169 145L168 147L166 146L167 143H165V145H162V148H161L160 144H161V142L163 144V141L158 139ZM119 136L121 139L119 138ZM61 137H62V139H61ZM76 137L81 140L80 145L82 142H84V144H87V146H89V148L87 146H82L83 149L85 147L87 149V151H85V150H83V152L81 151L82 147L80 148V145H77L79 143V141L77 140ZM148 137L146 138L147 141H148ZM151 137H153L152 138L153 140L151 139ZM170 137H171V139H170ZM200 137H202V139ZM206 137H207V139H206ZM233 137H234V140L236 139V142L233 141ZM238 137H240V139ZM115 138H119L118 142L119 141L121 142V140H122V143H120V144L117 143V140H115ZM123 138H124L125 144L123 143L124 142ZM125 138H126V140H125ZM237 138L239 139L238 141H237ZM51 139H52V141L54 140L56 149L53 147L54 143L51 141ZM70 139L74 142H72ZM136 139H137V141H136ZM144 139H145V137H144ZM155 139L157 140V142H160V144L156 143ZM199 139H200V141H199ZM251 139H253V142H250ZM255 139H259V140L255 141ZM101 140L105 141L106 145L109 141V145H107L105 147L106 148H108V147L112 148L113 151L109 150V149L108 150L110 151V153H112V152H113V154L115 153L112 156V157H115V160L117 159V156L120 157L119 159H121V156H123L124 159L122 158L121 160H124V161L123 162L118 161L119 159H117V162L119 163V165H115L114 162L116 164H118V163L116 161L112 160L114 158H112L110 156L109 151L105 150L106 151L105 152L104 150H102L104 147V146L102 147V144L104 145V142H102L101 146H99L98 143L101 142ZM172 140H173V143H172ZM241 140H242V142H241ZM57 141H58V144H57ZM126 141L128 142L127 145H126ZM195 141L196 142L198 141L199 143L197 142L198 144H195ZM60 142L64 145V146L63 145L60 146V147H63V149L66 148L69 150L71 148V150H75L76 154L74 151L73 152L76 156L73 154V152L71 150H69V152L72 153L74 156L69 154L67 152L68 150H66V151H65V149L64 150H62V149L58 150L60 148L57 147L56 144L59 145ZM180 142H181V144H183L182 148L184 147V150L180 148ZM68 143L71 145L69 146ZM201 144H203V146ZM157 145L159 148L157 147ZM72 146L74 148L79 147L78 150L80 152L76 151L77 149H73ZM130 146H131V148H130ZM146 146L148 148L150 146L151 148L148 149V148H146ZM154 146L156 149L158 148V150L161 148L160 149L162 152L161 156H158V155H160V150L159 151L153 150ZM199 146H201L202 148H200ZM133 147H134V150H133ZM171 147H173V148H171ZM90 148L94 149V150L93 149L91 150V152L93 151L94 154L93 153L90 154L91 153L90 151L88 152V150H90ZM100 148H101V150H100ZM169 148H171V149H169ZM117 149H119V152H120V150H123V152H120L121 156H120V154H117V152H118ZM51 150H54L53 153H55V152L56 153L55 154L51 153L52 152ZM138 150H139V152H138V154H136V152ZM186 150H188V154H187ZM101 151H102V153H101ZM103 151H104V153H103ZM141 151L143 153L144 152L150 153V154L147 153L145 155V158L147 160L150 159L149 161H147L148 163L145 162L146 160H143V159H145L144 158L145 153L144 154L142 153V155H140ZM171 151H172V154L174 155L175 158H173V155L170 154ZM258 151L260 154L258 153ZM64 152L68 153V154H66L67 157L65 156V154H63ZM107 152H108L109 157H107L108 155L105 154ZM42 153H47V154L43 155ZM122 153H124V154L125 153H127V154L131 153V156L128 155V157H126L127 154L123 155ZM151 153H153V154L155 153V154L152 155ZM167 153H169L168 155L171 156V159H170V157L168 159L166 158L168 156ZM48 154L51 156H47ZM52 154L54 156L56 155L58 158L55 156V159H54V156ZM58 154H59V156H58ZM96 154H98L97 158H99V160L97 159V161H95L96 160ZM101 154L103 155L102 160L99 157V155L101 156ZM133 154L135 156L134 158H136V161H133V157H132ZM39 155H42L45 158L44 159L40 158ZM91 155H92V158H91ZM93 155H95V158H93L94 157ZM105 155H106V157H104ZM147 155H149V157ZM156 155L158 158L160 157L162 160H164V158L167 159L166 161H168L169 164H167L168 162L166 163V161H162L160 158L159 159L163 163L159 159L157 160V158L154 157ZM165 155H167V156L164 157ZM46 156L48 159L46 158ZM63 156H65V157H63ZM77 156H79V157H77ZM87 156H89V157L87 158ZM129 156L131 157L132 160L129 158ZM49 157H50V160H49ZM75 157H76V159H75ZM176 157L180 158L184 162L181 161L180 159L178 160V158H176ZM110 158H112V159H110ZM153 158H155V159H153ZM126 159L130 160L131 162L130 161L127 162ZM152 159H153V161H151ZM174 159L176 160V162H178L176 164L177 166H175L173 164L174 167L173 166L170 167L172 165L170 163H176V162H174L175 161ZM191 159H193V162L194 161L195 162L193 163ZM103 160L110 161L109 163L112 164L111 168H109L110 167L109 165H111V164H109L108 162H105V161L104 162L106 164H104L102 166L106 165L107 168H105L106 166L104 168H101L100 165L104 163ZM99 161H100V163H99ZM190 161L193 164H196V162H197V166L194 165V170L192 169L193 166H191L192 163ZM74 162H75V164H78V166L77 165L75 166ZM89 162H90V164H88ZM121 162L123 164H121ZM186 162H188L189 164H187ZM91 163H93V165ZM94 163H96L97 166H95ZM97 163L100 165H98ZM113 164H114V168H113ZM156 164L157 165L160 164L159 166L161 168L156 169L157 168V167L155 168ZM164 164L167 166H165ZM121 165H123V166H121ZM168 165H170L169 166L170 169H169ZM185 165L186 166L189 165V167H187V168H189L190 171H191V169H192V171H194V174H193L194 177L192 175L190 176L191 178L189 177V175L193 172L192 171H191V173H190V171L188 172V169L186 168ZM52 166H54L55 170L53 169ZM80 166H82V167L80 168ZM150 166H153V167H150ZM184 166H185V170H184ZM33 167L35 169H33ZM50 167L54 171L53 170H52V172H51V170L49 171L48 169ZM90 167L93 168L94 170L91 169ZM96 167L101 168V169H99V173H97L98 169H96ZM130 167H131V169H130ZM148 167H149V170H151V171L154 168L153 173H154V171L159 170L158 171L159 174L157 172H155L154 174L155 175L157 174V175L156 176L153 175V173L148 170ZM165 167L166 168L168 167L167 170ZM190 167H192V168H190ZM197 167H200L199 169H197L198 171L196 170ZM56 168H57V170H56ZM70 168H73V169H70ZM124 168H127L128 170L124 169ZM174 168H175L176 172L178 170H180L177 173H179L181 171H182V173H180L179 175L176 174V172H174ZM40 169H41V172H39ZM45 169H46V172H45ZM84 169H86V171H84ZM87 169H90V170H88V172H87ZM95 169L97 170V172ZM163 169H165L166 171ZM200 169H202L201 170L202 175H201V172H199ZM25 170H27V171H25ZM109 170H111L112 173L115 171L114 172L115 174L114 173H113V175H112V173L109 174ZM124 170H126V171H124ZM162 170L164 172H166L165 177H162V174H164V172H161ZM14 171H17V172L13 173ZM19 171H21L23 173H19ZM55 171H57L56 172L57 174H55ZM58 171H60V172H58ZM78 171H79V173H78ZM89 171H92V174L93 175L96 174V175H94V176L91 175V177H89L90 176L89 175L87 178V175L91 173V172L89 173ZM94 171H95V173H94ZM168 171L170 173V175H169L170 177H168V179H170V180L173 179L171 181H168L166 178L168 176ZM132 172H134L135 174ZM196 172L200 174V177H199V174H197ZM16 173H18V175ZM25 173L27 174L25 176L26 179L27 178L28 179L33 178L32 174L35 175V173H38L34 176L36 179L33 181H36V182L33 184V186L30 185V183L28 185L27 183L24 182V181H27L28 179L27 180L19 179L18 176H21V174L24 175ZM28 173H29V175H28ZM39 173H41V174H39ZM42 173L47 174L48 177L49 176L54 177V180H52L53 178L49 177V180H46V178L44 179L48 182H45V181L43 182L42 179L46 175L42 174ZM66 173H69V174L71 173L70 175H73V176L70 177V175L68 176ZM102 173H103V176H106V174L108 173L107 175L110 176V179H108L109 176H108V178L106 176L105 178H107V180H102V179H105L103 176H100V174H102ZM117 173H119V174L117 175ZM145 173H147V174H145ZM188 173H190V174H188ZM13 174H15V175H13ZM79 174L81 176H79ZM133 174L137 177L135 178V176H133ZM174 174H176V175H174ZM30 175H31V177H28ZM83 175H84V177H83ZM114 175L115 176L117 175L116 177H118V176H120V177L115 179ZM145 175H148V176L146 177ZM180 175H181L182 179H184V180L180 181L177 179ZM249 175L251 177H249ZM252 175L254 176L255 180L252 179L253 178ZM36 176H38V178ZM138 176L141 177L140 179L142 181L139 180ZM149 176L152 178L150 179ZM173 176L174 177L178 176V177L173 178ZM208 176H210V177H208ZM211 176H213V177H211ZM12 177H14V178H12ZM74 177H76V179ZM95 177L97 180L99 178H102V179L96 181ZM156 177H158V178H156ZM201 177H202L203 181L206 183V185H204L205 183L201 180L196 181L197 179H201ZM72 178H74V179H72ZM137 178H138V180H137ZM144 178L147 179V181ZM194 178H196V179H194ZM207 178H209V180ZM210 178H212V179L214 178V180L212 181ZM143 179L145 181H143ZM161 179L162 180L166 179L169 183L168 182L166 183L165 180L162 181ZM31 180L32 179H29V182ZM37 180H38V183H37ZM88 180L90 181V183ZM133 180H135L136 182ZM152 180H154V181H152ZM175 180H177V181H175ZM40 181H42L43 184ZM50 181H52L51 183H53V184L49 183ZM56 181L58 184L56 183ZM92 181H95V182H92ZM106 181H107L108 186L104 185V182H106ZM158 181H159V184L157 183V185H156V182H158ZM174 181H175V183H174ZM182 181H184V182L186 181V184L190 185V187L182 185L184 183V182L182 183ZM192 181L194 184H192ZM200 181L202 182V184H199ZM97 182H100L101 186L106 187V188H104V189L99 188L100 185L97 186L98 185ZM102 182H103V184H102ZM126 182L129 183L128 186H127L128 183H126ZM130 182H132V183H130ZM141 182H142V185L144 184V186H142V187L140 185ZM147 182H149V183H147ZM176 182L179 183V186H183V192H182V188H181V192L179 190L180 187L178 188L179 191L175 188V187H178V183L176 184ZM96 183H97V185H96ZM125 183H126V185H125ZM151 183L154 184L155 187L158 186V189L156 187L157 190L161 191V189H163V191H161V192L159 191L160 192L159 193L157 190H155V187L153 185L151 186ZM173 183H174V185H173ZM44 184H47V185L49 184V188H48V186H47V188H45L46 185H44ZM145 184H149L150 188L154 187V189H152V188L148 189L147 187L144 189L143 187H145ZM171 184H172V187H171ZM42 185H43V187L40 188V186H42ZM197 185H199V186H197ZM200 185L202 188L200 187ZM202 185H204L205 187H203ZM27 186H28L29 192H31V194H32V191L34 192L33 195H31L28 192V189L26 190V188H24ZM30 186L32 188H30ZM52 186H54V188ZM125 186H127V187H125ZM184 186H185V188H184ZM196 186H197V188H196ZM169 187L172 190L171 189L166 190V188L168 189ZM35 188H37L38 190H36ZM43 188H45L47 190V192ZM51 188H53V189H51ZM58 188H60V189H58ZM63 188H64V190H63ZM164 188H165V190H164ZM173 188H174V190H173ZM186 188L187 189H189V188L193 189L191 191L193 193H191V192L189 193V191H188V196L190 195L189 197L192 198V200H193V201L190 200L192 202V204H190L191 208L189 207V202H190L189 199L190 198H188V196L186 195L187 193H185V198L187 196L188 199H185L183 197L184 190H185V192H187ZM195 188H196V190H195ZM49 189L54 190L53 191L54 195H53V192H51V193L48 192V191H51ZM98 189H100L101 191H99ZM59 190H61V192ZM109 190H110V193H108ZM149 190H151V191H149ZM102 191L105 192L104 193L105 197L101 193ZM169 191H171L175 194L177 192V194H176L177 197L179 196V194H182V193L183 194H182V197L179 196L178 198H176V196L173 197V195H174L173 193L169 194ZM174 191H176V192H174ZM39 192H40V194H37L36 197H34L35 194L39 193ZM42 192H44V193L46 192V194L43 195ZM162 192L164 195H165V192H167L170 196V199H168L169 198V196H167L168 194L165 195V196H167V198H165V197L163 198ZM23 193H24V195H23ZM100 194H102V195H100ZM158 194L162 199L159 198ZM41 195H43V197ZM151 195H152V197H151ZM155 195H156V197H155ZM44 196L47 197V200H46V197L44 199ZM149 196H150V198H149ZM38 197H41V199H38ZM55 197H56L57 201H56ZM101 197H103V198H101ZM153 197L158 198V201H156L157 199H155V198H154L155 199L154 201H156L155 202L156 204L159 202V205L158 204L156 205L155 203H153L154 201L152 202ZM171 197L173 199L176 198L175 200H177L181 197V200L179 199V202L177 201V203H176L177 205L182 204L183 200L185 199L184 203H186V206H188V207H185L184 203H183L184 205L183 204L180 205L181 207L176 206L174 204L176 201H174ZM42 198L48 204L45 203L44 201L43 202L39 201V200H42ZM48 198H51V201L55 200V202H50V199H48ZM59 199L63 200V202L60 201ZM104 199H105V202H104ZM150 199H151V203L149 201ZM163 199L165 200V203H162V202H164ZM26 200L29 201L31 204L29 202H27ZM48 200H49V202H48ZM166 200L167 201L169 200L167 204H166V202H167ZM194 200H197V201H194ZM173 201H174V203H173ZM40 202H42L43 204ZM56 202H58V205ZM67 202H68V204H67ZM180 202H182V203H180ZM49 203H53L52 205L55 206L54 207L55 209H56V205H57L56 211L54 208H52L53 206ZM69 203L70 204L71 203L72 204L77 203V204L74 207V205H70ZM169 203L174 205V206H172V205L169 206L168 205ZM63 204L65 207L67 206V208H62ZM78 204H80V205L82 204V205L77 206ZM102 204H104V206ZM160 204H161V206H160ZM163 204L164 205L166 204L165 206L170 208V210H171V208L173 209V207H174L173 211L169 212L170 210L166 209L167 207L165 208V206L163 207ZM28 205H30V206H28ZM41 205H43V206H41ZM49 205H51V207H50L51 210L49 208ZM68 205H70V207ZM99 205H102L103 207L101 206L102 207L101 208ZM27 206L31 207V208H27ZM34 206H35V208H34ZM175 206L178 208H176ZM37 207H38V209H36ZM43 207H45V208L43 209ZM72 207H74V208H72ZM79 207H80V209H78ZM97 207H99V208H97ZM40 208H42V209H40ZM46 208H48V210ZM70 208L73 210L75 208L76 209L72 212V211H70ZM184 208H185V211H184ZM187 208H189V209H187ZM65 209H68V211L67 210L65 211ZM177 209L181 210V213L185 212L184 213L185 215L179 213V211H176ZM174 211H176V212H174ZM186 211L188 214L186 213ZM251 215H253V220H252ZM27 216H28V219H27ZM230 217H232V218L248 217L249 222H246L243 224H232V222H230V221H232V219L230 220ZM26 220H27V223H26Z\"/></svg>",
    "mask_w": 264,
    "mask_h": 264
},
{
    "label": "bare ground",
    "instance_id": "obj_2",
    "mask_svg": "<svg viewBox=\"0 0 264 264\" xmlns=\"http://www.w3.org/2000/svg\"><path fill=\"white\" fill-rule=\"evenodd\" d=\"M4 1H7V0H4ZM92 1H93V0H92ZM96 1H97V0H95L94 2H96ZM109 1L112 2L111 0H109ZM113 1H114V0H113ZM157 1L159 2L160 0H157ZM168 1H169V0L164 1V3H166V4H167V3H168V4H171L170 1H169V2H168ZM171 1H173V0H171ZM179 1H181V0H179ZM179 1L176 0V3L178 4ZM211 1H212V0H211ZM218 1H219V0H218ZM229 1H230V0H229ZM229 1H228V2H229ZM234 1H237V0H234ZM256 1H257V0H256ZM161 2H162V1H161ZM161 2H160V3H161ZM182 2H184V1H182ZM187 2H188V0H187ZM189 2L191 3V1H189ZM193 2H194V1H193ZM193 2H192V5L194 4ZM213 2H214V0H213ZM213 2H212V3H213ZM225 2H226V1H225ZM225 2H223V3H225ZM230 2H231V1H230ZM248 2H249V1H248ZM257 2H258V1H257ZM257 2H255V3L257 4ZM96 3H97V2H96ZM100 3H101V1H100ZM162 3H163V2H162ZM164 3H163V4H164ZM180 3H181V2H180ZM215 3H216V2H215ZM223 3H222V6H223ZM232 3H233V2H232ZM237 3H238V2H236V3L234 2V4L229 3V5H230L229 7H231V5H235V4H237ZM85 4H87V3H85ZM172 4H174V3H172ZM172 4L170 5V7L172 6ZM182 4H183V3H182ZM182 4H178V5L181 6ZM185 4H186V3H184V5H185ZM188 4H189V3H188ZM209 4H211V3H209ZM239 4H240V3H239ZM246 4H247V3H246ZM249 4H250V3H249ZM98 5H99V4H98ZM98 5H97V6H98ZM178 5H177V8H175V9L173 8V9L176 10V9H178V7H179L178 12L180 13V11H179L180 8H181V7H184V6L182 5V6L180 7V6H178ZM189 5H190V4H189ZM192 5H190V7H191ZM195 5H196V4H195ZM195 5H194V6H195ZM212 5H213V4H212ZM212 5H211V6H212ZM225 5H226V4H224V6H225ZM227 5H228V4H227ZM241 5L243 6V4H242V0H241ZM241 5H238V6L241 8ZM252 5H254V4H252ZM258 5H259V4H258ZM100 6H101V10H100V8L97 10L98 7H96L95 5H92V3H91V4L89 3V4L86 5V6L83 5L82 7H86V8H88V9H89V12H88V9H86V11H85V10L82 8V9L86 12V13H85V12L83 11V12L85 13V15L87 14L86 16H84V14H83V18H82V19H81V17H80L81 15H80L79 17L77 16L79 12H78L77 14H74L75 12H73V13L71 12V13H72V14H71V18L73 19V20H72V23L76 26L75 28L80 29L81 27H82V28L85 27L86 29H84V31L86 32L87 27H88V31H87V32H88V33H91V34L93 35L95 41L99 40L100 38H99V37H95L96 35L94 34V28H98V29H100L101 34H102V35H106V34H108V32H109L108 28H106V27L108 26V22H109L110 20H112V18H110V13H111V12H109V10H110L109 8H108L109 10H106L107 8H105V10H106L107 12H109V13H108L109 15L106 14V15H103V17L100 16L101 14L106 13L105 10H102V8H103L102 5H100ZM100 6H99V7H100ZM175 6H176V5H175ZM175 6H174V7H175ZM222 6L220 5L221 10H222ZM187 7L190 8L189 6H187ZM187 7H186V8H187ZM234 7H236V8H234ZM234 7L232 6V9L229 8L230 10H228V8H226V9H227V12H230V11H231V13L236 14V13H235V11H236L235 9H237V6L235 5ZM251 7H252V6H251ZM186 8L184 7L185 10H187ZM192 8H193V6H192ZM223 8H224V11H221V14H222V12H225V13H226L225 7H223ZM233 8H234V9H233ZM245 8H246V7H245ZM247 8H248V7H247ZM253 8H254V10H255V7H253ZM258 8H259V6H258ZM258 8H257V10H258ZM0 9H2V11L4 10V9L1 8V7H0ZM103 9H104V8H103ZM171 9H172V8H171ZM184 9H183V10H184ZM193 9H196V7L193 8ZM238 9H239V8H238ZM259 9H260V8H259ZM262 9L264 10V8H262ZM99 10L102 11V13H100ZM181 10H182V9H181ZM183 10H182V11H183ZM188 10H189V9H188ZM190 10L193 11L191 8H190ZM190 10H189V11H190ZM232 10H235V11H232ZM240 10H241V9H240ZM247 10H248V9H247ZM249 10H250V9H249ZM8 11H9V10H8ZM71 11H73V10H71ZM77 11H78V10H77ZM103 11H104V12H103ZM111 11H112V10H111ZM238 11H239V10H238ZM259 11H260V10H259ZM178 12H177V14H178ZM185 12H186V11H185ZM195 12H196V11H195ZM239 12H240V11H239ZM257 12H258V11H257ZM261 12H262V11H261ZM113 13H118V12H115V11L113 10ZM113 13H112V14H113ZM225 13H223V14H224L223 17L221 16V14H219V15L222 17V20H224L223 22L228 23L227 15H226V17H225ZM231 13H230V14H231ZM240 13H241V12H240ZM244 13H245V12H244ZM248 13H250V12H248ZM251 13H253V12H251ZM4 14H5V15H4ZM81 14H82V11H81ZM112 14H111V15H112ZM119 14H120V13H119ZM191 14H193V15H191ZM2 15H3V17H5V16L7 15V18L10 17V16L8 15V13H7L5 10L2 12L1 16H2ZM114 15L117 16L118 14H114ZM175 15H176V14H175ZM232 15H233V14H232ZM232 15H231V16H232ZM244 15H245V14H244ZM182 16H184V14H182L181 17H182ZM186 16H187V15H186ZM188 16H189V17H190V16H192V17L194 16L195 19H194V18H191V17H190V18H191V19H194L195 21L198 20V19H196V18H197V17H196L197 15H196V14L194 15V12H193V13L189 12V15H188ZM233 16H234V15H233ZM175 17H176V18H174V20L176 19V21H177V18H181L180 16L177 17V15H176ZM184 17H185V16H184ZM221 17H220V18H221ZM228 17H229V16H228ZM235 17H236V16H235ZM237 17H238V16H237ZM78 18H79L80 20H79ZM182 18H183V17H182ZM187 18H188V17H187ZM187 18H185L186 21H188ZM223 18H225L227 22H226L225 19H223ZM230 18H231V17H230ZM255 18H256V17H255ZM77 19H78V20H77ZM87 19H91V20H93V21L96 20V21H95L94 23H92V24H97V25H94V26H93L92 24H90V23L87 22ZM135 19H136V20H135ZM138 19H139V20H137V18H133V19H132V21L134 20V22H135V21H136V22L139 21V22H137V24H136V23H133V25L136 26V27L134 26L136 29H137L139 23L141 22L140 20H142V22H143V20H144L145 18H143V19H142V18H138ZM149 19H150V18H148V20H149ZM183 19H184V18H183ZM191 19H190V20H191ZM82 20H83V21H82ZM129 20L131 21V19H127L126 17H121V18L119 19V21H118V24H119L120 28L123 29V28H125L126 26H128V28H127L126 31L129 32L128 29L131 27L130 30H131L132 32H131V31H130V32H131L132 34H134L135 31H138V32H139V30H136L135 28H132V27H133V25H131L132 22H130ZM148 20H145L144 23H147ZM156 20L159 21L158 19H156ZM218 20H219L218 23H221L220 19H218ZM240 20H242L241 17H240ZM78 21H80V22L82 21V22L80 23V22H78ZM152 21H153V20H152ZM152 21L149 22L150 25H151ZM178 21H179V20H178ZM178 21H177V23H178V25H179L180 27H178L177 24H176L177 26H176L175 24H174V25H175L178 29L180 28V30H176V31L174 30V31H172L173 37H177V35H174L175 32L178 31V35H179V34L181 35V33H183V31H184V33H185V35H186L185 37H187V38H185V39H186V40L189 39V40L187 41V43L190 41V39H192V38L195 37L194 39H196L197 41L195 42L194 39H192V41L194 40L195 43H197V44L199 43V45H201V46H199V47L205 48L204 50H206V48H207V46H208V45L206 44V43H208V42L205 43V41H209V42H211L212 37H213L214 35H215V36L217 35V34H214V32H212L213 30H212L211 28H209V27H210V23H212V22H210V21H207V23L209 24V25L207 24L208 26L205 25V22H204V21H203L204 23L201 21V23H203V24L200 23V25L197 26V28L194 27V29H193L192 27H190L191 24H190V26L187 25V24H188L187 22H186V24H182V23H181L182 19H181L180 23L182 24V26L185 25V26H189V27H190V29L187 27L188 29H184V30H183V28L181 27V24H179ZM192 21H193V20H192ZM192 21H190V22H192ZM195 21H194L193 23H195V24L197 25V23H198L199 21H197V23H196ZM244 21H245V20H244ZM160 22H161V21H160ZM160 22H158V23H160ZM174 22H175V21H174ZM184 22H185V20L183 21V23H184ZM188 22H189V21H188ZM209 22H210V23H209ZM247 22H248V21H247ZM263 22H264V20H263ZM149 23H148V24H149ZM153 23H155V21H153ZM158 23H157V26H158ZM218 23L216 24L217 26H218ZM225 23H221V25H220L219 27H217V28H219V30H220L221 26H227V25H225ZM249 23H250V22H249ZM142 24H143V23H140L139 26H142V27H143ZM160 24H161V23H160ZM212 24L214 25V28H216L215 24H214V23H212ZM212 24H211V25H212ZM222 24H223V25H222ZM129 25H130V26H129ZM150 25H149V26H150ZM153 25L156 27V23H155V24H152V26H153ZM204 25H205V26H204ZM232 25H233V24H232ZM232 25H231V24H228V26H232ZM62 26H63V25H62ZM69 26H70V25H68V27H69ZM83 26H84V27H83ZM144 26H145V25H144ZM149 26H148V27H149ZM161 26H162V25H161ZM185 26H184V28H186ZM200 26L203 27V30H205V31H209V30L211 29L210 32H205V35H206V36H210V37H208V38L203 37V36H204V35H203L204 32H202V30H201L200 32H202L201 34H202L203 36L199 33L200 36H199L198 38H196L197 35H196L195 31L198 30L197 32H199V30H200L199 27H200ZM206 26L208 27L209 30L206 28ZM73 27H74V26H72L71 28H73ZM148 27H147V28H148ZM0 28H4V26L0 24ZM64 28H65V27H64ZM82 28H81V31H82ZM140 28H141V27H140ZM140 28L138 27V29H140ZM153 28H154V27H153ZM153 28L151 27V30H150V28H149V29H147V30H149V31H147V30L145 29V27H143V29L140 30L141 33L136 32V33H138V34H137V35H136V33L134 34L135 36L141 35L142 37L140 38V37L138 36V38L136 37V39H134L135 36L133 35V36H134V37L132 36V37H133V40H135V41L137 40V42H138L139 39L144 38L143 35L145 34V35H146L145 39L147 38V35H148V37H149V36H150V37L147 38L146 40H142V41L147 42V40H149V39H150V41H151V40H152V41H155V40H153V36H154V39H156V38H158V37H156V35L159 36V35H161V34H160V31H158V32H155V31H154V32H153V31H152V30H154ZM164 28H165V27H164ZM181 28H182V30H181ZM191 28H192V30H191ZM217 28H216V29H217ZM226 28H229V27H225V28H223L224 31H223V30H220V31L223 33V32H226V31L228 30L227 32H228V34H229V30L233 29V28H229V29H227V30L225 31ZM53 29H54V32L57 31V29L55 30L54 27H53ZM66 29L68 30V28H66ZM66 29H65V30H66ZM73 29H74V28H73ZM78 29H77V30H78ZM134 29H135V30H134ZM155 29L157 30V28H155ZM167 29H168V28H167ZM167 29H166V30H167ZM29 30H30V25L26 26V27L24 28L23 31L28 32ZM75 30H76V29H75ZM133 30H134V31H133ZM142 30H144V31L142 32ZM145 30H146L147 33H145ZM169 30H171V29H169ZM169 30H168V31H169ZM185 30H190L191 33H192V31L194 30V31H193L194 33H193V34H195V35L193 36V35L189 32V33L192 35V38H190V37H191L190 34H188V31H186V32H187V33H186ZM0 31H1V30H0ZM68 31H69V30H68ZM126 31H124V32H126ZM181 31H182V32H181ZM215 31H216V33L220 32V31L217 32V30H215ZM231 31H232V30H231ZM130 32H129V33H130ZM166 32H167V31H166ZM179 32H180V33H179ZM211 32H212V33H211ZM227 32H226V34H227ZM67 33H68V32H67ZM131 33H130V34H131ZM206 33H208V34H206ZM209 33H210V35H209ZM18 34L21 35L20 32H19ZM18 34H17V33H16L15 35H14L13 33H6V34H5V33H3V32H0V48H1V50H0V56H1L0 59L2 58V59H1L2 62H1V61H0V62L3 64V65L0 66V67H1V68H0V72H1V71L3 72V71L5 70L4 67H6V69L9 71V67H7L6 65L10 66V71H9V72H11V73L13 72V74H14V76H13V83H17L18 81H21V79H24V80H25V78H27V79H28L27 82H29V75H30V70H29L30 68L28 69L27 66H26V67H22V66L14 67V68H13L14 71H12V70H13V69H12V66H15L16 61H15V63H14V62L11 60V62H9V63H12V62H13V65H12V64L9 65L8 63H6V61L8 62V61H10V60L4 58V57H6V55H4V54L2 55V53H5V54H6V52H9L7 55L10 56L11 53H12L13 51H14V52L12 53L13 55L15 54V52H17L16 54H18V53H22V52H21L22 49L19 47V44H18V42L16 41L17 37L19 36ZM58 34H60V33H58ZM165 34H166V33H165V29H164V35H165ZM172 34H171V32H168L167 35H168V36H171ZM220 34H221V33H220ZM66 35H67V34H66ZM128 35H129V34H128ZM151 35H152V36H151ZM162 35H163V34H162ZM162 35H161V36H162ZM164 35H163V36H164ZM212 35H213V36H212ZM218 35H219V33H218ZM163 36H162V38H161V37H160V38H161L162 40H165V39H163V38H164ZM182 36H183V35L178 36V38L180 37L179 40L183 41V43H184V40H182V39H183ZM189 36H190V37H189ZM211 36H212V37H211ZM59 37H60V36H59ZM61 37H63V36H61ZM100 37H102V36L100 35ZM129 37H130V38H127V39H126L127 41H128V40L130 41L131 38H132L131 35H130ZM151 37H152V38H151ZM155 37H156V38H155ZM165 37H166V36H165ZM181 37H182V39H181ZM188 37H189V38H188ZM200 37H202V39L204 40V42L202 43L203 45L205 44L204 46L201 44V42H202L203 40H202L201 42H200V41L198 42V39H199ZM178 38H176L177 41H178ZM204 38H205V39H204ZM209 38H210V40H209ZM102 39H103V38H102ZM102 39H101V40H102ZM161 39H159V40L162 41ZM176 39H175V40H176ZM206 39H208V40H206ZM214 39H215V37L213 38V40H214ZM229 39L233 40L232 38H229ZM101 40H100V41H101ZM126 40H125V41H126ZM156 40H157V39H156ZM166 40H167V38H166ZM166 40L163 41V44H167V42H169V41H166ZM168 40H169V38H168ZM186 40H185V42H186ZM199 40H201V38H200ZM213 40H212V42H213ZM66 41H67V40H66ZM103 41H104V40H103ZM125 41H124V42H125ZM97 42H98V41H97ZM101 42H102V41H101ZM124 42H123V43H124ZM133 42H134V41H133ZM133 42H132V43H133ZM148 42H149V41H148ZM157 42H159V41L157 40ZM214 42H215V41H214ZM68 43H69V41H68ZM94 43H95V42H93V44H94ZM121 43H122V42H121ZM143 43H144V42L140 43V44H141V45H140L139 42H138L137 44H136V42H134V44H136V47H137V45L139 44V45H138V47H139L138 50H141V51H143V49H144ZM149 43H150V42H149ZM159 43H160V45H159ZM159 43H158V44H157V43H152V44H150V46L152 45L151 47L154 48V47H155V44H156V45L159 46V48L156 47V50H157V49H161V47H162L161 50H163V46H166V45H161V42H159ZM170 43H171V42H169V44H170ZM179 43H180V41H179ZM181 43H182V42H181ZM181 43H180V44H181ZM231 43H232V42H231ZM70 44H71V43H70ZM73 44H74V43H73ZM125 44H127V43L125 42ZM128 44H129V42H128ZM172 44L175 45L174 41H173ZM176 44H177V43H176ZM184 44H186V43H184ZM184 44H182V45H180V46L177 44L178 47H180V49L177 47L178 50H182L181 48H184L185 50H184V49H183V50L186 52V51H187V50H186L187 47H189V46L192 47V46H193V45L191 44V41H190L189 45L186 44V45H188V46H185ZM197 44H195V45L197 46ZM216 44H217V42H216ZM232 44H234V43H232ZM17 45H18V47L20 48L19 52L16 50V49H19V48L17 47ZM144 45H145V43H144ZM146 45H147V43H146ZM167 45H168V44H167ZM170 45H171V44H170ZM183 45H184L185 47H184ZM218 45H220V43H218ZM218 45H217V46H218ZM71 46H72V45H71ZM75 46H76V44H75ZM104 46H106V45L103 44V47H104ZM116 46H117V45H115V47H116ZM119 46H120V45H119ZM128 46H129V45H126V47H128ZM130 46H131V45H130ZM130 46H129V48H130ZM140 46H141V47L143 46V49L140 48ZM168 46H169V45H168ZM168 46H166V48H167ZM181 46H183V47H181ZM196 46H195V47H196ZM222 46H223V45H222ZM234 46H235V45H234ZM98 47H100V46H98ZM98 47H97V45H96L95 50H97L96 48H98ZM108 47H110V46H108ZM108 47H107V48H108ZM117 47H118V46H117ZM117 47H116V49H119V47H118V48H117ZM133 47H134V46H133ZM136 47H135V48H136ZM147 47H148V46H147ZM147 47H146V48H147ZM170 47L174 48V46H170ZM197 47H198V46H197ZM197 47H196V48H197ZM225 47H226V46H225ZM225 47H223V50L218 48L219 50H222V51H221V52H222V55H221V53H220L221 56H224V54L227 52V51H226V52L224 51V48H225ZM100 48H101V47H100ZM123 48H124V46H123ZM129 48H128V49H129ZM135 48H134V49H135ZM148 48L150 49V47H148ZM148 48L146 49L147 52H149V51H148V50H149ZM152 48H151V49H152ZM166 48L164 47L165 50H166ZM193 48H194V46L192 47V49H193ZM228 48H229V47H228ZM228 48H227V50H229ZM238 48H239V47H238ZM2 49H3V50H2ZM101 49H103V48H101ZM101 49L99 50V52L102 51V52H103L102 54H101V53H98V50H97L96 52H97L98 54H101V55H99V56H100L101 59H102V56L104 55V50H106V49H105V48H104V50H101ZM108 49H109V48H108ZM132 49H133V48H132ZM136 49H137V48H136ZM168 49H169V50H172L171 48H167V50H168ZM215 49H217V48L215 47ZM218 49H217V52L219 51ZM230 49H232L231 46H230ZM234 49H235V47H234ZM5 50H7V51H5ZM78 50H79V49H78ZM110 50L112 51L111 48H110ZM120 50H121V48L118 50L120 56H119L118 54H117L118 56H116V55L113 56V55H112L113 52H114V48H113V51H112V54H111V55H112L111 58L114 57L115 62H120V63L122 64V66H121V68H120L121 71H120V69L118 68V67H120L119 65H121L120 63L117 64L118 66H117V65H112V66H110V64H108L112 69H113V66H116L117 68L114 67V70H111V68L107 65V63H106V61H105V60L109 57L108 54H107V52H105L107 58H105V59L103 60L105 63L102 62V64H106V65L108 66V67L106 68V66L104 65L106 69H108V68L110 69V70H108L109 72H111V71H112V72H115V70L117 69V71H116L115 73H118V75H120V74H119V71H120V73H121V72L124 73L125 71H127L125 68H126V67H129V68H130L131 65H132V66H133V65H134V66L136 65V66H138V67H142L143 64H141V61L146 57V55L149 54V53L146 54V53H144V51H143L142 53H143L145 56L143 55V57H140V54H142V53L137 51V53H139V57H138V54H137V56H136V58H135V57H132V53H131V55L129 54V53H130L129 50H131V49H129V50H127V49H124V50H123V49H122V50H123L122 52H126V53L129 52L127 55H125V53H121ZM125 50H126V51H125ZM144 50H145V49H144ZM146 50H145V51H146ZM167 50H166V53H169L170 51L168 52ZM190 50H191V48H189V50L186 52L188 55H189L188 52H190V54H192V52H191ZM225 50H226V49H225ZM232 50H233V49H232ZM118 51H117V52H118ZM153 51H155V50H153ZM172 51H174V50H172ZM172 51H171V52H172ZM184 51H182V52H183V54H182L183 56H181V54H179L180 56L177 55L179 58H177V59L174 60V61L171 60L172 63L174 62L173 65H174L175 67H176L175 63H177V61H178V59H180V57H184V56H185V58L187 59L186 54L184 55ZM194 51H195V48H194ZM214 51H216V50H214ZM236 51H238V50L236 49L233 53H230V52H232V51H230L229 54H230V55H231V54L233 55V54H235ZM69 52H70V50H69ZM117 52H115L114 54H116ZM131 52H132V51H131ZM163 52H164V50H163ZM171 52H170V53H171ZM174 52H175V51H174ZM176 52H177V51H176ZM217 52H215L216 54L214 53V54H215L214 58L217 56ZM219 52H220V51H219ZM224 52H225V53H224ZM248 52H250V51L248 50ZM78 53H79V52H78ZM97 53H94V55H96ZM109 53H110V52H109ZM135 53H136V52H135ZM151 53H153L152 50H151ZM155 53H156L155 57H153L154 55H153V56L150 55V58L153 57V58L156 59V56H157L158 53H157V52H154L153 54H155ZM164 53H165V52H164ZM164 53H163V56H166V55L171 56V55H172V57H173L172 59H174V57H175V56H173L174 54H166V53L164 54ZM206 53H208V54L205 56L204 54H206ZM210 53H211V52L206 51V52L203 53V55L205 56V58H207L208 55H209ZM223 53H224V54H223ZM254 53H255V52H254ZM16 54H15L14 56L12 55V57H15ZM70 54H71V52L68 53L66 56H68V55H70ZM98 54H97V55H98ZM121 54H122V55H121ZM123 54H124L125 56H124ZM175 54H176V53H175ZM218 54H219V53H218ZM226 54H228V52H227ZM229 54H228V55H229ZM236 54H237V53H236ZM245 54H248V53L245 52ZM19 55H20V54H19ZM31 55H32V54H31ZM33 55H34V54H33ZM54 55H56V56L58 55L57 57H59V52H58L57 54L55 53ZM135 55H136V54H135ZM188 55H187V56H188ZM193 55H194V54H193ZM210 55H213V54H210ZM210 55H209V56H210ZM251 55H252V54H250V56H251ZM3 56H4V57H3ZM35 56H37V55H35ZM56 56H55V57H56ZM63 56H64V54H63ZM70 56H71V58H72V60H71L70 62H73V63H74V66H75V67H74V66L72 65L73 63H71L72 68L74 69V68H77V67H78L79 70H81V69H82L81 66L78 65V58H79V57H77L76 54H75L74 56L71 54ZM169 56H167V58H168V60H169V62H170V59H171V58H169ZM190 56H192V55H189V56H188V60H191V59H192V58H190ZM221 56H219V57H221ZM236 56H237V55H236ZM12 57H10V58H12ZM61 57H62V56H61ZM100 57H99V58H100ZM103 57H104V56H103ZM157 57H158V56H157ZM193 57H194V56H193ZM251 57H252V56H251ZM251 57H250V58H251ZM8 58H9V57H8ZM37 58H38V57H37ZM37 58H36V59H37ZM71 58H70V59H71ZM141 58H143V59H141ZM147 58H148L149 61H151V60L149 59V57H146L144 60H147ZM164 58H166V57H164ZM175 58H176V57H175ZM196 58H197V57H196ZM208 58H209V57H208ZM210 58H211V60H212L213 56H211ZM214 58H213V59H214ZM12 59H13V58H12ZM62 59H64L63 62H64V64L66 65V64H67V60H66V63H65V59H69V56H68L67 58H65V57H64V58H61L60 61H61ZM112 59H113V58H112ZM140 59H141V60H140ZM158 59H160V58H157L156 61H158V62L160 63V60H158ZM181 59H183V58H181ZM202 59H204V58L202 57ZM218 59H219V58H218ZM3 60H6V61H3ZM14 60H15V58H14ZM16 60H17V59H16ZM204 60H205V59H204ZM204 60H202V61H204ZM208 60H209V59H208ZM208 60H207V61L205 60V61L208 62ZM211 60H209V62L214 63V62H213L214 60H212V61H211ZM216 60H217V59L215 58V61H216ZM149 61H148V62H149ZM156 61H155V62H156ZM163 61H164V60H163ZM175 61H176V62H175ZM205 61H204V62H205ZM3 62H5L6 65H4ZM63 62H62V63H63ZM68 62H69V60H68ZM108 62H109V60H108ZM145 62H146V61H145ZM183 62H184V64H183ZM183 62L181 63V65H180V63H179V66L182 67L181 69H183V66L187 63L186 60H184ZM191 62H192V60H191ZM1 63H0V64H1ZM17 63H18V62H17ZM150 63H152V62H150ZM164 63H165V62H164ZM164 63H163V65H164L165 67L163 66V69L166 68V66H167V65H165ZM172 63H171V64H172ZM68 64H69V63H68ZM68 64H67V66H69L68 69L70 70V67H71V66H70V64H69V65H68ZM76 64H77V65H76ZM138 64H139V65H138ZM140 64H141V65H140ZM182 64H183V66H182ZM187 64L190 65L189 63H187ZM191 64H192V63H191ZM204 64H205V63H204ZM207 64H210V63H207ZM127 65H129V66H127ZM145 65H147V64L145 63ZM145 65H143V66H145ZM160 65H162V62H161ZM168 65H170V64H168ZM177 65H178V64H177ZM239 65H241V64H239ZM239 65H237V66H239ZM79 66H80V67H79ZM132 66H131V68H130L129 71L132 72V71L134 70L133 73H135V71L137 70V68H136V66H135V67L133 66L134 68H133ZM148 66H149V65H147V66H145V67H148ZM153 66H154V67H152V66H151V67H152V68L158 67L157 65H153ZM179 66H178V67H179ZM200 66H202V65L200 64ZM20 67H22V68H20ZM123 67H124V68H123ZM160 67H161V69H160ZM170 67H172V66H170ZM170 67H169V68H170ZM175 67H174V69H176ZM191 67H192V66H190L189 69L184 68V69H187V70H188V71L184 70L185 72L182 71V70H180V68H179V69L177 68V70H180V71H182L183 73H185V74H183V73L181 72V74H182L181 76H182L183 79H184L183 76H185V75H186V77H187V75H188V77H189L190 74H191L190 76L193 75V73H190V72H193V71H194V70H192V69H191L192 71L190 70ZM197 67H198V66H197ZM205 67H206V64H205ZM205 67H204V68H205ZM239 67H240V66H239ZM247 67H248V66H247ZM250 67H251V66H250ZM250 67H249V68H250ZM2 68H4V69H2ZM19 68H20V69H19ZM66 68H67V67H66ZM129 68H127V69H129ZM135 68H136V70H135ZM142 68H143V70H144V67H142ZM142 68H141V69L139 68V69H140L139 76H140L142 73L145 74V73H144L145 70H144V72H143ZM167 68H168V67H167ZM192 68L195 69V67H192ZM198 68H200V67H198ZM243 68H244V66L242 67V69H243ZM245 68H246V67H245ZM11 69H12V70H11ZM73 69H71L70 71H72ZM118 69H119V70H118ZM131 69H132V70H131ZM139 69L137 70V73L139 72ZM145 69H146V68H145ZM147 69H150V68H147ZM156 69H157V68H156ZM158 69L163 70V69H162V66H159ZM158 69H157L156 71H158ZM196 69H197V68H196ZM104 70H105V69H103V71H104ZM123 70H125V71H123ZM168 70H169V69H168ZM177 70H176V72H177ZM189 70H190V72H189ZM199 70H201V68L198 69L197 71L195 70L194 73H195V74H196V73L199 74V73H200ZM245 70H246V69H245ZM250 70H252V69L250 68ZM250 70H249V71H250ZM5 71H6V70H5ZM5 71H4V72H5ZM70 71L68 72V70H67V72H68L67 74H69V73H70V74H72V73L75 74L74 71L79 72L77 69H76V70L74 69V71H73L72 73H71ZM84 71H85V70H84ZM141 71H142V72H141ZM152 71H154V70H151V69H150V70H147V71H146V74H148L147 72L150 73V72H152ZM156 71H155V72H156ZM169 71H170L169 74H171L170 76L173 77V75H175V77H176V75H177L178 78H179V74H177V73H180V72H177V73H175V74H172V73H173V70L171 69V70H169ZM171 71H172V73H171ZM198 71H199V72H198ZM2 72H1V73H2ZM80 72H83V70L80 71ZM101 72H102V70H101ZM112 72H111V74L109 73L108 76H111V77H112ZM130 72H127V74L129 73V74H130L129 76L131 77L132 74H131ZM161 72H162V73H160V72H156V73L153 74V76H154L155 74H157V73L159 74V76L162 75V76H160V78H161V77H164V79H163V78H162V79H159V78H158V79H159V80H162V83H164V84H163V87H164V85L168 83V82H165V81H167L166 78H167V76H169V75L166 74V76H164V75H165L164 72H165V73H168V72H166V70H165L164 72H163V71H161ZM186 72H187V73L189 72L190 74H189V73L186 74ZM246 72H247V71H246ZM250 72H251V71H250ZM250 72H249V73H250ZM115 73H114V76H113V77H115V75H116ZM74 74H73V75H74ZM77 74H79V73H77ZM77 74L75 75L76 77H73V78H74V79H75V78L78 79L77 76H79V80H80V78L82 79L81 74H82V76H83L84 73H81V74H79V75H77ZM195 74H194V75H195ZM198 74H197V75H198ZM200 74H202V71H201ZM200 74H199V75H200ZM106 75H107V73H106ZM125 75H126V72H125V74H123V76L126 78V79L124 78L126 81H127L128 79H130L128 75H126V76H128V78H127ZM135 75H136V73H135ZM135 75H133V76H134L133 79H132V78L130 79V80H132V82H131L130 80H128V81H130L131 83H135V81H136L135 79L138 78V77H136L138 74H137L136 76H135ZM197 75H196V77H197ZM50 76H52V75H50ZM50 76L48 75V76H46V78H47V77L49 78ZM67 76H69V75H67ZM67 76H66V77H67ZM70 76H71V75H70ZM97 76H98V75H97ZM141 76H143V75H141ZM150 76H151V75H150ZM153 76H151V77H153ZM155 76H158V75H155ZM159 76H158V77H159ZM170 76L168 77V79L170 78ZM66 77H63V78H65L64 80H60L61 78L59 79V77H57V79H55V81L59 80V81H57V82H60V83L64 82V83L62 84L63 86L59 83V85H61L60 87H62V89H59V90H61V92H62V93L60 92V93H61V96H62V94L64 93L63 88H64V90H65V88L67 89L68 87H71V86H69V84H70V85H73V83L75 82V81H73L74 79H73V80L71 79L72 77H70V79H71L72 82H70L69 77H68V79H67ZM98 77H99V76H98ZM98 77H96V79H97ZM119 77H121V80H123V79H122V76H119ZM119 77H118V79H120ZM135 77H136V78H135ZM143 77H144V78H143ZM143 77H142V78L139 77L138 80L136 81L137 84H138V82L140 83V81H141V83H140L141 86L138 84L140 87H142L143 85H145L146 81H148V79H147V80L145 79V76H143ZM146 77H147V75H146ZM175 77H174V79H175ZM192 77H193V76H192ZM192 77H190V78H192ZM16 78H17V80H16ZM50 78H54V77H50ZM50 78H49V79H50ZM55 78H56V77H55ZM115 78L117 79V77H115ZM134 78H135V79H134ZM190 78H189V79H190ZM193 78H194V77H193ZM197 78H199V77H197ZM197 78H195V79H193V80H195V82H197V81H196ZM66 79H67V82H66ZM101 79H102V78H101ZM109 79H110V78H109ZM109 79H108V80H109ZM111 79H112V78H111ZM113 79H114V78H113ZM140 79H141V80H140ZM151 79H152V78H151ZM156 79H157V78H156ZM165 79H166V80H165ZM185 79L187 80V78H185ZM185 79L183 80V82L185 81ZM51 80H52V79H51ZM68 80H69V81H68ZM79 80H78V82H79ZM82 80H83V79H82ZM94 80H95V79H94ZM102 80H103V79H102ZM108 80H107V81H108ZM125 80H124V81H125ZM133 80H134V82H133ZM139 80H140V81H139ZM142 80H143V81L145 80V83H144L143 85H142V82H143ZM159 80H158V81H159ZM170 80H172V78H171ZM177 80H179V79L176 78L175 81H176V83H179V85H180V90H183V94H182V91H181L182 96H183L184 93H185V92H184V89H185V91H186V95H187V88H190V87L188 86V85H189V82H187V81H189V80L186 81V84L188 83V84H187V87H186L185 82H184V83L181 82V79H180L178 82H177ZM198 80H200V78H199ZM15 81H17V82H15ZM46 81H47V80H46ZM52 81H53V80H52ZM52 81H51V82H52ZM61 81H62V82H61ZM87 81H88V80H87ZM97 81H100L101 83L103 82V81L100 80V77H99L98 80H96V82H97ZM111 81H112V80H111ZM111 81H109V83L105 81V83H107V84H111L112 82H113L114 84L116 83V82H114V81H112V82H111ZM115 81H116V80H115ZM128 81H127V82H128ZM163 81H164V82H163ZM173 81H174V80H172V83L174 84L175 81H174V82H173ZM190 81H191V80H190ZM200 81H201V80H200ZM202 81H203V79H202ZM202 81H201V82H202ZM232 81H233V80H232ZM21 82H23V81H21ZM27 82L24 81L23 83L25 84V83H27ZM49 82H50V81H49ZM49 82H47V83H49ZM65 82H66V83H65ZM68 82H70V83L67 84ZM78 82H77V84L79 85ZM91 82H93V81H90V84H89L90 86H91L93 83H96V82H93V83H91ZM100 82H98V83H100ZM149 82H150V81H149ZM160 82H161V81H160ZM180 82H181V83H180ZM191 82H192V81H191ZM47 83L45 82V84H47ZM82 83H84V85H79V86H80L81 88H83V86L85 87V90H86V91H84L85 93H86V92H89V89L87 88L88 86H87V87L85 86V83H87V82H86V79H85ZM88 83H89V81H88ZM103 83H104V82H103ZM118 83H120V82H117V85H118ZM122 83H123V82H122ZM122 83H120V84H122ZM147 83H148V82H147ZM151 83H152V82H151ZM158 83H159V82H158ZM176 83H175V85H176ZM199 83H200V82H199ZM202 83H204V86H203V87H204V89H205L206 82L204 81V82H202ZM202 83L197 84V86H199V85L201 86ZM227 83H228V82H227ZM227 83H226V82H223V84H221V85H224V86L226 85L227 87L225 86L224 89H226V90H228V91H226V90H225L226 92H225L224 90H220V91H219V90L217 89V90L220 92V93H217V95H218V94L220 95V94H221V91H222V95H221L222 97H220V96H218V97L215 96L214 93H213V91H216V90L212 89V88H214V85H215V84L212 85L213 87L210 85V87H212V88L210 89V90H211V94L209 93V95H210V96L213 95L214 98L217 99V100L215 99V100H216V103H218V98H219V97H220V98H223V97H224L223 95H225V100H226V98H227V99L229 100L230 103H231V99H232V100H233V98L236 99V96H235V95L238 96V94H239L240 98L242 97V90H243L244 88H243V89H242V87H241V89L239 88L241 92H240V93L238 92V94H237L236 91H239L238 87H240V86H238L237 84H235V86H233L234 84L231 85L230 82H229L228 84H227ZM232 83H234V82H232ZM45 84H44V85H45ZM54 84H55V83H54ZM57 84H58V83H57ZM64 84H65V85L67 84L68 86H65V87H64ZM77 84L75 83V85H73L75 88H73V86H72V88L75 89V91L73 90V92L76 94V95H75V94L71 91V92L73 93V95H74V96H73V95L71 96L72 99H73V101L75 100V99H74L75 96L78 97V96L80 95V94H78V92H76V85H77ZM123 84H126V83L124 82ZM137 84H135V85L138 86ZM154 84H155V83H154ZM181 84H184V86H183L184 88H181V87H182ZM195 84H196V83H195ZM195 84H194V82H193V84H190V86L192 87V85H193V87H194ZM216 84H217V83H216ZM229 84H230V86H231L230 88H232V89H231L232 92H233V89H234V87H235V93L233 92L235 95H233V94L231 93V90L228 89ZM17 85H18V83H17ZM17 85H12V86H13V88L16 87L17 89H21V91L24 92V95H23V93L21 94V95H22V99H20L21 95L18 94L19 90H17L16 88H14L15 91H14V93L12 92L11 95H13V94L17 95V94H18V95L16 96V98H17L18 100H22V102H24V100H25V103H24V104H26V101H27V104H28V102L30 101V98H28V97H30L31 90L29 91V90L27 89V86H26V89H27V90H26L27 92H26V91H24V90H25V86H24V85H23V88H24V89L22 88V86H21L20 83H19L20 86H17ZM27 85H28V87H29L30 84L27 83ZM48 85H51V84L49 83ZM86 85H87V84H86ZM96 85H97V83L93 86V88H94V87H95V88H97V87H103L102 84H101L100 86H99V85L96 86ZM148 85H150V84L148 83L147 86H148ZM155 85H156V84H155ZM157 85H158V84H157ZM157 85H156V89H155V86L153 85V86H154V89H155V92H154V90H153L152 87H149V89H148V87H147V88H144V87H146V86L143 87V89H144L146 92H147V89L149 90V92H152V91H151V88H152V90H153L154 93L152 92V93L150 94V95L153 94L152 96H150V95L148 94L150 97L147 96L146 92H145V94H144V91L141 90V91H143L142 95H144V96L146 95L147 97H149V98H148V102H149L150 105H151V103H152L151 106L153 107L154 112H157V110H156L157 108H156V107H159V105H157V104H158V102H160V100H158V101L156 100L155 102L153 101V100H155V99L153 98L154 94H155V93H158V95H159V93H160V92L157 90ZM161 85H162V84H160L159 86H161ZM175 85H172V87H175V89H176V86H175ZM179 85L177 84V88H178ZM202 85H203V84H202ZM236 85L238 86V87H237V90H236ZM111 86H113V85L111 84ZM118 86L120 87V85H118ZM118 86H117V87H118ZM122 86H125V85H122ZM126 86H127V85H126ZM126 86L123 88V91H122L121 93L119 92V88H118V92H119L118 94H119V96L122 95V97H124L125 95H128V94L131 92V93H130V97H131V98H132V97L134 98V97H135V95L133 94L134 90H133V92L131 91V89H132L131 87H132V86H131V87L129 86L130 88H127V89H128V92H129V93L127 92L128 94L126 93V91H125V93H124V90H125ZM150 86H151V85H150ZM159 86H158V87H159ZM168 86H169V87H168L169 91H167V89H166V90L164 91L165 93L160 94L161 99H163V98H162V95H163V97H165V95L167 94L166 92H168V96L165 98L166 101H165L164 99L162 100V101L164 102V104H165V102H167V103H171V99L168 100L169 95H171V94H173V96L176 95V94H174V93H175V89H174V88H173V90H174L173 92H174V93L171 92L172 89L170 90V88H171V84H169ZM197 86H195L193 90H196L195 88H196ZM215 86H216V85H215ZM18 87H19V88H18ZM20 87H21V88H20ZM52 87H53V86H52ZM52 87L43 86V88H42V90H41L40 92H41L42 94H45V93L47 94L48 92H49V93L53 92V91H54L53 89L58 90V88H59L58 86H57V88H56V87H55V88H54V87L52 88ZM104 87H105V84H104ZM113 87H114V86H113ZM117 87L115 86V89H116ZM127 87H128V86H127ZM166 87H167V86H166ZM185 87H186V88H185ZM203 87L201 86L200 90L198 91L199 94H198V92H196V97H197V99H198V95L200 96V91H201V96H202V97L204 96V99L201 97V100L199 99V100L201 101V103L198 101V104H197V105H196V103L194 104V103L191 101L192 103H190V105L193 104V106H192L193 109H194L195 105L198 106L199 103H200V105L202 104V99H203V101H204V100H205V96L208 97L206 100H209V97H210V96H207L208 92L210 91V90H209V87H208V92H207V87H206L205 90L202 89ZM221 87H222V86H220L219 89H221ZM93 88H92V89H93ZM95 88H94V89H95ZM107 88H108L107 91H108L109 93L112 94V93H113V92H111L112 89H111L109 86H108ZM109 88H110V91H109ZM120 88L122 89V87H120ZM133 88H134V87H133ZM136 88H139V87H136ZM164 88H165V87H164ZM216 88H217V86H216ZM222 88H223V87H222ZM69 89H70V88H69ZM83 89H84V88H83ZM87 89H88V90H87ZM99 89H100V88H99ZM102 89H104V88H102ZM129 89H130V90H129ZM70 90H71V89H70ZM77 90H78V86H77ZM116 90H117V89H116ZM156 90H157V92H156ZM160 90H161V89H160ZM178 90H179V89H178ZM180 90H179V91H180ZM203 90H204V92H206L205 95L202 93ZM229 90H230V91H229ZM16 91H17V92H16ZM67 91H68V89L65 91V92H66V93H65L66 95L69 96L70 94H72V93H70V91H68V92H67ZM92 91H93V90H92ZM92 91H90V92H91L90 95L92 94ZM139 91H140V90H139ZM141 91H140V92H136V89H135V94H136L137 97H135L134 99H137V98L139 99V97H138V93H141ZM179 91H178V92H179ZM190 91H192V88H191ZM190 91L188 92V95H190V97H191V96L193 97V94L191 95V94H190ZM218 91H217V92H218ZM223 91L225 92V94H224ZM25 92H26V94H25ZM28 92H30L29 95H27ZM101 92H102V91H101ZM101 92H100V93H101ZM108 92H107V95H108V97H109ZM149 92H147V93H149ZM169 92H170V94H169ZM178 92H177V89H176V93H178ZM193 92H194V91H193ZM55 93H56V92H55ZM60 93H59V94H60ZM93 93L96 95V91H93ZM226 93H229L228 97H227ZM37 94H38V93H37ZM42 94H40V95H42ZM46 94H45V95H46ZM59 94L56 93L57 96H55V97H58ZM94 94H92V97H94ZM102 94H104V93H102ZM102 94H101V96H100V94H98V92H97V95H96V96H98V97L100 96V97L102 98V97H103ZM105 94H106V92H105ZM124 94H125V95H124ZM164 94H165V95H164ZM179 94H180V93H178L177 95H179ZM230 94H231V95H230ZM25 95H27V100H26ZM40 95H36V96H37V98H36L35 95H32V94H31V97L34 96V98H36L37 100H41L42 98H40V97L38 98V96H40ZM49 95H52V93L49 94ZM113 95H114V94H113ZM123 95H124V96H123ZM132 95H134V96H132ZM156 95H157V94H156ZM177 95L174 97V100H172V105L170 104V107H169V108H171V107L174 106L173 101H175V99H176V101H179V99L176 98ZM186 95H184V97H185ZM194 95H195V94H194ZM13 96H14V95H13ZM43 96H44V95H42V97H43ZM53 96H54V94H53L51 97H53ZM61 96H60V99H61ZM63 96H64V98H63L64 100L67 99V101H70V100L72 101V99H70V97H69V100H68V98H66L64 94H63ZM68 96H67V97H68ZM84 96H85V94H84ZM139 96H140V95H139ZM182 96H178V97H179V98L181 97L180 99H182ZM231 96H232V97H231ZM23 97H24V98H23ZM77 97H76V99H77ZM85 97H86V96H85ZM98 97H97V98H98ZM100 97H99L98 99H101ZM111 97H112V96L110 95V98H111ZM122 97H119L117 101H119ZM126 97H129V96H126ZM126 97H125V98H126ZM130 97H129V99H130ZM154 97H155V96H154ZM171 97H172V96H170V98H171ZM184 97H183V99H185ZM229 97H231V99H229ZM243 97H245V94H244ZM87 98H88V93H87ZM112 98H113V100L115 99V101H116V96H113ZM125 98L123 99L124 101H126ZM133 98H132V100H134ZM150 98H152L151 101H150ZM172 98H173V97H172ZM187 98H188V100H189V96H187ZM199 98H200V97H199ZM210 98H211V97H210ZM14 99H15V98H14ZM14 99H13V100H14ZM31 99L33 100L32 103H34L35 99H33V98H31ZM63 99H62V101H64ZM85 99H86V98H85ZM98 99H97V100H98ZM129 99H128L127 101H129ZM138 99H137V100H138ZM157 99H158V98H157ZM183 99H182V101H183ZM195 99H196V98H195ZM54 100H55V99H54ZM79 100H80V97L78 98V101H79ZM95 100H96V99H95ZM140 100H141L142 102H144V98H143V100H142V96L140 97ZM140 100H139V102H140ZM186 100H187V99H185V103L187 102ZM212 100H213V102H214V99H213V98H212ZM221 100H222V99H219V105H223L224 102H226L224 99L222 100L223 102H222ZM14 101H16V100H14ZM45 101H46V100H45ZM47 101H48V98H47ZM62 101L60 100V101H58V102H60V105H61V106H64V103H67V101L65 100L64 103H62ZM76 101H77V100H75L74 102H76ZM124 101H123V104H124V106H125ZM168 101H169V102H168ZM236 101H237V99H236L235 102H234V104H236L235 106H233L234 108H233L232 106L229 108V106H230L231 104H230L229 102L226 103V105H227L226 108H227V107L229 108L228 112H230V109L233 110V109H235V107L237 108L238 104H237ZM35 102H36V101H35ZM43 102H44V99H43ZM74 102H73V104H74ZM85 102H86V101H85ZM130 102H131V100H130ZM150 102H151V103H150ZM156 102H157V104H156ZM179 102H180V101H179ZM189 102H190V101H188V103H189ZM208 102H209V101H208ZM213 102H212V104L215 103V102H214V103H213ZM32 103H29V104L31 105L30 107H32ZM46 103H47V102H46ZM46 103H45V105H46ZM56 103H57V102H56ZM61 103H62V104H61ZM68 103H69V102H68ZM80 103H82V107H84L83 102H80ZM121 103H122V102H121ZM132 103H133V102H131V104H132ZM153 103H155L154 105H155V106L157 105V106H156V107L153 106ZM175 103H176L175 105H177V104L179 105V104H180V103H177V102H175ZM220 103H221V104H220ZM238 103H240V102H238ZM52 104H53V103L51 102V105H52ZM76 104H77V102H76ZM113 104H114V103H113ZM128 104H130V103H128ZM140 104H141V103H140ZM145 104H146V102L143 103L144 108H143L142 105H141V107L138 106V107H140V108H138V107H137L138 104H136V106H135L134 103H133V106H135V107L132 106L133 109H131V107H129L130 105H129V106H125V108L128 107V111H127V108H126V111L128 112V113L126 114V117H125V115L122 114L121 111H120V113L122 114L123 117L127 118L129 114H131V115L133 114V111H134V109L136 108V109H138V110H135V112H137L138 114H137V115H136V114H135V115H132V119H131V117L129 116V119L132 120V121H135V122H136V119H138L137 121L139 122V119H140L139 116H141V117H143V119L141 118L140 121L144 122L145 119H146L147 124H148L149 126H150V124H152L150 128L153 129V128L158 124V122H159V117L156 116L157 114H156V115H152V116H153L152 121H151L150 118H149V119H148V118H144V115H146V112L143 113V110H144L146 107L149 106V104H147V106H145ZM181 104H182V103H181ZM181 104H180V106H181ZM210 104H211V103H210ZM210 104H209V106H210ZM41 105H43V104H40V106H41ZM55 105H56V104H55ZM57 105H58V103H57ZM60 105H58V110L60 109V107H59ZM80 105H81V104H80ZM86 105H87V104H86ZM109 105H112V104H109ZM162 105H163V103H162ZM183 105H184V104H183ZM190 105L187 104V106L191 107ZM216 105H217V104H216ZM216 105H212V106L207 107V108H210V109H211L212 107L215 106V108H214L213 110H216ZM219 105H217V110H218V108L220 107ZM228 105H229V106H228ZM232 105H233V103H232ZM239 105H240V104H239ZM242 105H243V104H242ZM26 106H27V105H26ZM37 106H39V105H37ZM48 106H50V105H48ZM53 106H54V105H53ZM53 106H51V107L53 108ZM67 106H69V104H68ZM72 106H74V105H72L71 102H70V106L68 107V109H69L70 107H71L72 109H70L68 112H69V113H72V115H73V112H74V111L71 112V110H73L74 108H73ZM163 106H164V105H163ZM180 106H179V109H180ZM187 106H186V107H187ZM218 106H219V107H218ZM224 106H225V104L223 105V107H224ZM41 107H42V106H41ZM41 107H40L39 109L43 111L44 109H42ZM43 107H44V106H43ZM46 107H47V106H46ZM79 107H80V106H79ZM112 107H113V105H112ZM114 107H115V105H114ZM114 107H113V108H114ZM183 107H184L185 111H187V110L189 111V110H190V109H188V108H187V110H186V107H185V106H181V108H183ZM192 107H191V108H192ZM221 107H222V106H221ZM221 107H220V109H221ZM223 107H222V110L227 112L226 108H225V110H224ZM243 107H244V106H243ZM33 108H35V106H34ZM33 108H32V109H33ZM52 108L47 107V108H46V112H48V113L50 114L51 111H54ZM84 108H86V107H84ZM84 108H83V109H84ZM142 108H143V110H142ZM148 108H150V109H147V110H148V113H149V111H150L152 108H151V107H148ZM160 108H161V106H160ZM163 108H164V110L166 109V113H165V111L163 112V114L165 113V116H166V115H169V114H170L171 116L174 114V117L176 116V112H177V111L175 112V110H174V112H172V114H171V113H168V112H170V111H172V110L168 111V108H167L166 106L163 107ZM199 108L202 109L203 107L201 108V106H198V110H199ZM207 108L204 107V114H205ZM228 108H227V109H228ZM238 108H239V106H238ZM36 109H37V107H36ZM48 109H49V111H47ZM93 109H94V113H93ZM93 109H92V108L89 109L90 112L92 111V115H94V114L97 113L96 111L98 110V106H97V108H93ZM95 109H96V110H95ZM99 109H100V108H99ZM119 109H121V108H119ZM139 109H140V110H139ZM184 109H180V110L184 111ZM193 109H192V110H193ZM195 109H196V108H195ZM195 109H194V110H195ZM205 109H206V110H205ZM239 109H240V108H239ZM61 110H63V109H60V111H61ZM89 110H87V111H86L85 109L82 110V111H83V116H84V114L87 113V112H88V114H90ZM102 110H103V109H102ZM102 110H101V111H102ZM104 110H106V107H104ZM129 110L131 111V113H130ZM132 110H133V111H132ZM155 110H156V111H155ZM180 110H178L179 113H180ZM194 110H193V112H194ZM198 110H197V111H198ZM236 110H237V109H236ZM44 111H45V110H44ZM60 111H56V113H58L57 116H60V118L64 119L63 116H61ZM122 111H123V113L125 112V110H122ZM188 111H187V113H188ZM234 111H235V110H234ZM61 112H62V111H61ZM63 112H66V109H64ZM102 112H103V111H102ZM104 112H105V111H104ZM106 112H107V110H106ZM140 112H142L143 115H142V113L140 114ZM158 112H159V111H158ZM178 112H177V113H178ZM201 112H202V111L200 110V111L198 112V114L196 115V114H195V113H196V110H195V113H194V114L196 115V118H197V119H198L197 116L199 115V113H200L199 118H201ZM59 113H60V115H59ZM76 113H77V114H76ZM78 113H79L80 116L82 115V113H80L77 109H75V112H74V115H73L74 118H75V120H77V118H80V116L78 115ZM98 113L101 114V113H100V110H99ZM98 113L96 114V118H97L98 121H99V118H100L101 115L98 117ZM120 113H119V114H120ZM167 113H168V114H167ZM179 113H178V114H179ZM202 113H203V112H202ZM53 114H54V112L51 114L53 119H55L56 121L60 119L59 117H58L59 119L55 118L56 115L54 114V115H55V116H54ZM88 114H87V116H88ZM102 114L104 115V113H102ZM121 114L118 115V116H121ZM124 114H125V113H124ZM160 114H161L160 116L163 117V115H162L161 112H160ZM188 114H189V113H188ZM204 114H202V115H204ZM51 115H50V119H52V118H51ZM67 115H68V116H67ZM72 115H71V114H70V115H69V114H66L65 117L69 118V117H71ZM76 115H78L77 118H76ZM111 115H113V114H111ZM148 115H150V114H148ZM181 115H184V114L181 113V114H180V117H179V115H178V116L176 117L177 120L175 119V121H176L175 123H177L178 120L181 119V118L183 117V116H181ZM47 116H48V115H47ZM57 116H56V117H57ZM73 116L71 117V118H72V123H71V124H72L73 127L70 126V123H69V127H71V129L73 128V130L76 132V135H77V137H78V132H79V131H76L75 129H76L77 123H79V119L77 120L78 122H76V125H75V127H74L73 122H74L75 120L73 121ZM104 116H105V115H104ZM116 116H117V115H116ZM136 116H137V118H135ZM152 116H151V117H152ZM154 116H155V117H154ZM165 116H164V117H165ZM110 117H111V116H109V118H110ZM114 117H115V116H114ZM156 117H158V118L156 119ZM174 117H173V116L171 117L172 120H174ZM178 117H179V119H178ZM48 118H49V117H48ZM85 118H86V116H85ZM90 118H91V116H90ZM94 118H95V116H93L91 120H93ZM96 118H95L93 121H95ZM101 118H102V116H101ZM106 118H107V114H106V116L104 117V120H105ZM109 118H107L105 122H102V121H101V120H103V118H102L99 122L96 120L97 122H94V123H93V121L91 122L90 119H89V122H90L91 124H90L89 130H86V129H87V126H85V124H88V126H89V123L87 122V121H88V118L86 119V121L83 122L84 119H83V117H81V118H80V121H81V119H83V120H82V123L84 124V126H83L82 124H81V126H82L83 130H86V132L84 131V134H85V135H83V136L81 137V140L84 138V139H86V140L88 139V140H91V141H92V137L89 138V136H88V135H90V134H87V137H86V138H85L84 136H86V133H89V131H90L91 128H92V129H93V127H96V128H97V127H98L97 123H100V122L103 123V125H104V123H107V124H106V130L110 129L109 131H111V128H112V131H113V129H116L115 124H117V122L115 123L114 120H113V121L108 120ZM118 118H119V117H118ZM133 118H135V120H134ZM171 118H169V119L171 120ZM110 119H111V118H110ZM120 119H121V118H119V120H120ZM155 119H156V120H155ZM167 119H168V118H167ZM55 120H54L53 122H55V123L57 124V122H59V121L56 122ZM123 120H125V119H123ZM126 120H127V119H126ZM126 120H125V122H128V123H129V121H126ZM148 120H149V122H148ZM170 120H168V121L166 120V121H167V122H170ZM184 120H185V118H183V119L181 120V122H180V120H179V122H180V127H181V125H182V123H183ZM189 120H192V118H190V119L188 118L187 121H188V123H192V122H193V121L190 122ZM193 120H194V119H193ZM195 120H196V119H195ZM198 120H200V119H198ZM201 120L204 121V124H208V126H207L208 129H209V126H212V122H210L208 119H206V118H202ZM205 120H207L208 123L205 122ZM44 121H45V120H44ZM44 121L42 120V122H44ZM49 121H51V120H49ZM116 121H118V120H116ZM153 121H155L154 124H153ZM161 121H162V122H161ZM187 121H186V120L184 121L185 124H187ZM203 121H202V123H203ZM40 122H41V121H40ZM85 122H86V123H85ZM179 122H178V124H179ZM45 123H47V122H44V125H45ZM59 123H61L62 125L64 124V126H65V123H66V126L68 127V123L65 121V119H64V122L61 121V122H59ZM101 123L99 124L100 126H101ZM128 123H124V124H125V127L127 126V128H128V127L131 128L130 126H128ZM144 123H146V122H144ZM156 123H157V124H156ZM162 123H163V120H162V118H160L159 125L162 124ZM170 123H173V122H170ZM39 124H41V123H39ZM48 124H50V123L48 122L47 125H48ZM61 124H59V125H61ZM79 124H80V123H79ZM120 124H121V123H120ZM120 124H118V127H119ZM124 124H122V127L124 126ZM126 124H127V125H126ZM142 124H143V123H142ZM155 124H156V125H155ZM164 124H165V123H164ZM178 124H175V125L177 126ZM199 124H201V123H199ZM209 124H210V125H209ZM44 125H42V126H44ZM47 125H46V128H47V132H46V133H48V132L50 133V131H48V126H47ZM59 125H58L57 127H59ZM96 125H97V126H96ZM129 125H130V123H129ZM132 125H133V124H132ZM138 125H139V124H138ZM194 125H195V123H194ZM201 125H202V124H201ZM64 126H62V128H61V132H59V130H58L59 133H61V134H62V132H63V133H66V132H64L65 130L63 131V128H64V129L66 128V127H64ZM116 126H117V125H116ZM139 126H141V125H139ZM145 126H146V125H145ZM149 126H148V127H149ZM152 126H154V127H152ZM160 126H161V125H160ZM166 126H168V125H166ZM172 126H174V123L172 124ZM176 126H174V127H176ZM202 126H204V125H202ZM202 126H201L202 130H203V131L205 130V131L207 132L206 136L209 135L210 130H209V132H208V131H207L208 129H205V126H204V127H202ZM215 126H216V125H215ZM50 127H51V125H50ZM50 127H49V128H50ZM60 127H61V126H60ZM77 127H78V126H77ZM79 127H80V125H79ZM84 127H85V128H84ZM104 127H105V126H104ZM104 127H103V129H102V127H101V129H100V130L102 131V137H103V132H104L105 141H106V140H109V139H112V135L109 134V131H107V132H108V139L106 138L107 135H106V130H105ZM118 127H117V128H118ZM133 127H136V125H135V126L133 125ZM146 127H147V126H146ZM161 127L164 128L163 124H162ZM168 127H169V126H168ZM170 127H171V126H170ZM183 127H184V126H183ZM198 127H199V126H198ZM198 127L194 128V131L197 130ZM53 128H54V126H53ZM55 128H56V127H55ZM98 128H99V127H98ZM171 128H172V127H171ZM191 128H192V127H191ZM211 128H212V127H211ZM78 129H79V128H78ZM121 129H123V128H121ZM132 129H134L133 132H134V136H135V132L137 133V131L135 130V128H131L130 130H132ZM141 129H142V128H141ZM172 129H173V128H172ZM177 129H178V128H177ZM83 130L81 129V134H82V131H83ZM104 130H105V131H104ZM118 130H120V129H118ZM118 130H117V131H118ZM148 130H150V129H148ZM164 130H167V127H166V129H164ZM188 130H190V129H188ZM213 130H214V125H213ZM43 131H46V129L44 130V128H43ZM139 131H140L139 134H138V133H137V134L140 136V133H141L142 131H141V130H139ZM169 131H171V130L168 129L167 132H169ZM172 131H173V130H172ZM211 131H212V129H211ZM55 132L57 133V130H56ZM67 132H69V131H67ZM120 132H121V131H120ZM124 132H125V131H123V133H124ZM179 132H183V133H184V132H186V131L182 128V129L179 130ZM189 132H190V131H189ZM189 132H186V133L188 134ZM200 132H201V131H200ZM206 132H204V137H203V138H205V133H206ZM216 132H217V131H216ZM216 132L214 131V133H216ZM71 133H72V132H71ZM73 133H74V132H73ZM73 133H72V136H73V140H74V136H75V134L73 135ZM110 133H111V132H110ZM165 133H166V132H165ZM191 133H192V138H194V139L198 138V137H199L198 135H200V133L198 132V130H197V132H193V131L191 130ZM193 133H194V134H193ZM197 133H198V134H197ZM202 133H203V132H201V134H202ZM214 133H213V131H212V134H210V136H211V135L213 136ZM50 134H52V133H50ZM112 134H113V136H116V137H117V135H116L117 133H116V132H115V135H114V131L112 132ZM124 134H125V133H124ZM132 134H133V133H131V138H132V136H133ZM141 134L143 135V133H141ZM166 134H167V133H166ZM195 134H196V135H195ZM52 135H53V134H52ZM67 135L69 136L68 133H66V137H67ZM109 135H110V136H109ZM118 135H120V134L118 133ZM127 135H129V134L127 133ZM194 135H195V136H194ZM64 136H65V135H64ZM134 136H133V138H134ZM160 136L162 137V135H159V134H158V139H160V140L163 141L164 137L161 138ZM210 136H209V137H210ZM263 136H264V135H261V137H263ZM49 137H50V136H49ZM55 137H56V136H55ZM77 137H76V138H77ZM144 137H145V139H144ZM147 137H148V134H147V136H146V134H144L143 138H142V136H140V138L138 137V139H139V140L141 139V140H140L141 143L146 142V143L148 144V142H150V143H151L150 145L153 146V144H155V143H154V142L152 143V141H149V140H150L149 137H148V141H147V139H146ZM156 137H157V136H156ZM167 137H168V136H167ZM167 137H165V140L167 139ZM209 137H208V138H209ZM57 138H58V137H57ZM57 138H56V139H57ZM69 138H71V136H70V137H67V139H66L65 141L67 142V140H68ZM79 138H80V134H79ZM119 138H120V136H119ZM119 138H115V140H117V143L120 144V143H122V140H121V142H120V141L118 142ZM136 138H137V137H136ZM152 138H153V137H151V139H152ZM183 138H184V137H183ZM187 138H188V137H187ZM200 138L202 139V137H200ZM238 138L240 139V137H238ZM238 138H237V141L239 140ZM259 138H260V137H259ZM53 139H54V138H53ZM61 139H62V137H61ZM84 139H83V141H85ZM120 139H121V138H120ZM170 139H171V137H170ZM206 139H207V137H206ZM70 140H71V139H70ZM77 140L79 141V143H78L77 145H80L81 140L78 139V138H77ZM125 140H126V138H125ZM142 140H144V141L142 142ZM145 140H146V141H145ZM152 140H153V139H152ZM155 140H156V139H155ZM165 140H164V141H165ZM251 140H252V141H251ZM251 140H250V142H253V139H251ZM256 140H259V139H255V141H256ZM51 141H52V139H51ZM60 141H61V140H60ZM71 141H72V140H71ZM71 141H70V142H71ZM74 141H75V140H74ZM74 141H72V142H74ZM105 141L101 140V142L98 143L99 146H101L102 142H104V145L102 144V147L104 146L102 150H104V151H105V150H108V149H109V150H112L111 147H108V148L105 147V146L109 145V141H108L107 145H106ZM123 141H124V138H123ZM134 141H135V140H134ZM136 141H137V139H136ZM164 141H163V144H162V142H161V144H160V142H157V140H156V143L160 144L161 148H162V145H165V143H167L166 146L168 147V146H169L168 144H169L170 142H167V141L164 142ZM199 141H200V139H199ZM231 141H232V140H231ZM233 141L236 142V139L234 140V137H233ZM52 142L54 143V146H53V147L56 149L54 140H53ZM66 142H65V143H66ZM68 142H69V141H68ZM75 142H76V141H75ZM94 142H95V141H94ZM197 142H198V141H197ZM197 142L195 141V144H198V143H199V142H198V143H197ZM239 142H240V141H239ZM241 142H242V140H241ZM76 143H77V142H76ZM123 143L125 144V141H124ZM127 143H128V142L126 141V145H127ZM172 143H173V140H172ZM57 144H58V141H57ZM57 144H56V146L60 148V149H58V150H61V149H62V150L65 149V151L68 150V149H66V148L63 149V147H60V146L63 145L61 142H60L59 145H57ZM68 144H69V143H68ZM143 144H144V143H143ZM70 145H71V144H69V146H70ZM141 145H142V144H141ZM145 145H146V144H145ZM155 145H156V144H155ZM182 145H183V144H181V142H180V148L184 150V147L182 148ZM199 145H200V144H199ZM201 145L203 146V144H201ZM63 146H64V145H63ZM82 146H87V144H84V142H82L81 145H80V148H81ZM170 146H171V145H170ZM87 147L89 148V146H87ZM91 147H92V146H91ZM157 147H158V145H157ZM199 147L202 148L201 146H199ZM69 148H70V147H69ZM72 148H73V149H77L76 151H79V150H78L79 147H78V148H74V147L72 146ZM104 148H105V149H104ZM110 148H111V149H110ZM130 148H131V146H130ZM146 148H148V147L146 146ZM149 148H151V147L149 146ZM149 148H148V149H149ZM152 148H153V147H152ZM158 148H159V147H158ZM158 148L156 149L155 146H154V149H153V150H156V151H157ZM161 148H160V149H161ZM163 148H164V147H163ZM171 148H173V147H171ZM171 148H169V149H171ZM180 148H179V149H180ZM200 148H199V149H200ZM92 149H93V148H92ZM92 149L90 148V150H88V152H89V151L91 152ZM160 149H159V150H160ZM185 149H186V148H185ZM58 150H57V151H58ZM69 150H71V148H70ZM69 150H68L67 152H68L69 154L73 155L74 152H75V150H71L72 152L74 151L73 154L70 153ZM83 150L87 151V149H86L85 147H84V149H83V147H82V150H81V151L83 152ZM93 150H94V149H93ZM100 150H101V148H100ZM109 150H108V151H109ZM117 150H118V152H119V149H117ZM133 150H134V147H133ZM159 150H158V151H159ZM51 151H52L51 153L54 152V150H51ZM55 151H56V150H55ZM95 151H96V150H95ZM104 151H103V153H104ZM112 151H113V150H112ZM112 151H111V152H112ZM186 151H187V154H188V150H186ZM58 152H59V151H58ZM60 152H61V151H60ZM67 152H64L63 154H65V156H66V154H68ZM79 152H80V151H79ZM105 152H106V151H105ZM118 152H117V154H120V152H123V150H120L119 153H118ZM133 152H134V151H133ZM138 152H139V150L136 152V154H138ZM201 152H202V151H201ZM51 153H50V154H51ZM55 153H56V152H55ZM55 153H53V154H55ZM77 153H78V152H77ZM92 153L94 154L93 151H92L90 154H92ZM97 153H98V152H97ZM101 153H102V151H101ZM109 153H110V151H109ZM142 153H143V152L141 151L140 155H142ZM144 153H145V152H144ZM144 153H143V154H144ZM147 153H148V152H147ZM147 153L144 154V158H145V155H146ZM161 153H162V152H161V150H160V155H158V154H157V155H158V156H161V155H162ZM184 153H185V152H184ZM189 153H190V152H189ZM258 153H259V151H258ZM42 154H43V155H44V154L46 155L47 153H42ZM53 154H52V155H53ZM63 154H62V155H63ZM75 154H76V152H75ZM75 154H74V155H75ZM79 154H80V153H79ZM88 154H89V153H88ZM105 154L108 155V152L105 153ZM114 154H115V153H114ZM114 154H113V152H112V153H110V156L112 157ZM122 154H123V155H126L127 153H125V154L122 153ZM148 154H150V153H148ZM151 154L154 155L155 153H154V154L151 153ZM168 154H169V153H167V155H168ZM170 154L173 155V154H172V151L170 152ZM259 154H260V153H259ZM259 154H258V155H259ZM74 155H73V156H74ZM128 155L131 156V153L127 154L126 157H128ZM157 155L154 156V157H156L157 160H158L160 157L158 158ZM163 155H164V154H163ZM167 155H165L164 157H166ZM189 155H190V154H189ZM189 155H188V156H189ZM47 156H51V155L48 154ZM47 156H46V158H47ZM53 156H54V155H53ZM53 156H52V157H53ZM55 156H56V155H55ZM55 156H54V159H55ZM58 156H59V154H58ZM65 156H63V157H65ZM73 156H72V157H73ZM75 156H76V155H75ZM93 156H94L93 158H95V155H93ZM97 156H98V154H96V160H95V161H97V159L99 160V158H97ZM120 156H121V154H120ZM130 156H129V158L131 159ZM138 156H139V155H138ZM147 156L149 157V155H147ZM175 156H176V155H175ZM39 157H40V158H43V159L45 158V157L42 156V155H39ZM56 157H57V156H56ZM61 157H62V156H61ZM66 157H67V156H66ZM77 157H79V156H77ZM88 157H89V156H87V158H88ZM99 157H100L101 160H102L103 155L101 154V156L99 155ZM104 157H106V155H105ZM107 157H109V155H108ZM132 157H133V161H136V158H134V157H135L134 154H133ZM140 157H141V156H140ZM169 157H170V159H171V156H170V155H168L166 158L168 159ZM57 158H58V157H57ZM59 158H60V157H59ZM91 158H92V155H91ZM112 158H114V159H112ZM112 158H110V159H112V160H114V161L117 162V159H119L120 157L117 156V159H116V160H115V157H112ZM122 158L124 159L123 156H121V159H122ZM129 158H128V159H129ZM150 158H151V157H150ZM173 158H175L174 155H173ZM173 158H172V159H173ZM176 158H178V157H176ZM47 159H48V158H47ZM65 159H66V158H65ZM75 159H76V157H75ZM110 159H109V160H110ZM121 159H119L118 161H122V162H123L124 160H121ZM128 159H126L127 162L130 161V160H128ZM153 159H155V158H153ZM153 159H152L151 161H153ZM160 159H161V158H160ZM160 159H159V160H160ZM167 159L164 158V160H162V159H161V160H162V161H166ZM179 159H180V158H178V160H179ZM188 159H189V158H188ZM41 160H42V159H41ZM49 160H50V157H49ZM49 160H48V161H49ZM56 160H57V159H56ZM101 160H100V161H101ZM107 160H108V159H107ZM107 160H103V162L105 161V162H108V163H109L110 161H107ZM112 160H111V161H112ZM126 160H125V161H126ZM131 160H132V159H131ZM137 160H138V159H137ZM143 160H146L145 162H147V161H149L150 159L147 160V159L145 158V159H143ZM161 160H160V161H161ZM174 160H175V159H174ZM180 160H181V159H180ZM191 160H192V162H193V159H191ZM87 161H88V160H87ZM87 161H86V162H87ZM93 161H94V160H93ZM95 161H94V162H95ZM100 161H99V163H100ZM162 161H161V162H162ZM181 161H183V160H181ZM91 162H92V161H91ZM105 162H104L103 164H101V165L98 164V163H97V164L100 165L101 168H104L106 165H105V166H102V165L106 164ZM122 162H121V164H123ZM130 162H131V161H130ZM155 162H156V161H155ZM167 162H168V161H166V163H167ZM171 162H172V161H171ZM174 162H176V160H175ZM183 162H184V161H183ZM190 162H191V161H190ZM192 162H191V163H192ZM194 162H195V161H194ZM194 162H193V163H194ZM117 163H118V162H117ZM147 163H148V162H147ZM162 163H163V162H162ZM164 163H165V162H164ZM177 163H178V162H176V163H170V164H172V165H171V166L168 165V167H169V166L172 167L173 164H174L175 166H177V165H176ZM186 163L189 164L188 162H186ZM193 163H192V165L190 164L191 166H193V168H192V167H190V168H192V169L194 170V165L197 166V162H196V164H193ZM69 164H70V163H69ZM74 164H75V162H74ZM88 164H90V162H89ZM91 164L93 165V163H91ZM94 164H95V166H97L96 163H94ZM109 164H111V163H109ZM109 164H108V165H109ZM114 164H115V165H119V163L116 164L115 162H114ZM114 164H113V168H114ZM167 164H169V162H168ZM182 164H183V163H182ZM182 164H181V165H182ZM70 165H71V164H70ZM76 165L78 166V164H75V166H76ZM130 165H131V164H130ZM159 165H160V164H159ZM159 165L156 164L155 168H156V167H157L156 169L161 168ZM164 165H165V164H164ZM164 165H163V166H164ZM73 166H74V165H73ZM75 166H74V167H75ZM86 166H87V165H86ZM109 166H110L109 168H111L112 164L109 165ZM121 166H123V165H121ZM165 166H167V165H165ZM185 166H186V165H185ZM185 166H184V170H185ZM34 167H35V166H34ZM34 167H33V169H35ZM52 167H53V169H54V166H52ZM81 167H82V166H80V168H81ZM150 167H153V166H150ZM168 167H167V168H168ZM170 167H169V169H170ZM173 167H174V166H173ZM187 167H189V165L186 166V168H187ZM75 168H76V167H75ZM77 168H78V167H77ZM90 168H91V167H90ZM101 168L96 167V169H98V172H97V170L95 169L96 172L99 173V169H101ZM105 168H107V166H106ZM118 168H119V167H118ZM165 168H166V167H165ZM167 168H166V170H167ZM199 168H200V167H197L196 170L199 169ZM53 169H51V167H50L48 170H49V171L51 170V172H52ZM70 169H73V168H70ZM82 169H83V168H82ZM91 169H93V168H91ZM124 169H127V168H124ZM130 169H131V167H130ZM153 169H154V168H153ZM153 169H152V171H151V170H149V167H148V170H149L150 172H152V173H153ZM156 169H155V170H156ZM176 169H177V168H176ZM187 169H188V172H189L190 169H189V168H187ZM192 169H191V171H192ZM27 170H28V169H27ZM27 170H25V171H27ZM54 170H55V169H54ZM54 170H53V171H54ZM56 170H57V168H56ZM88 170H90V169H87V172H88ZM93 170H94V169H93ZM112 170H113V169H112ZM127 170H128V169H127ZM163 170H165V169H163ZM163 170H162L161 172H164ZM166 170H165V171H166ZM172 170H173V169H172ZM177 170H178V169H177ZM184 170H183V171H184ZM201 170H202V169H200L199 172H201ZM42 171H43V170H42ZM84 171H86V169H84ZM124 171H126V170H124ZM158 171H159V170H156V171H154V173L157 172V173L159 174ZM178 171H180V170H178ZM178 171H177V172H178ZM191 171H190V173H191ZM197 171H198V170H197ZM15 172H17V171H14L13 173H15ZM36 172H37V171H36ZM39 172H41V169H40ZM45 172H46V169H45ZM56 172H57V171H55V174H57ZM58 172H60V171H58ZM81 172H82V171H81ZM81 172H80V173H81ZM87 172H86V173H87ZM90 172H91V173H90ZM107 172H108V171H107ZM114 172H115V171H114ZM114 172H113V173H114ZM147 172H148V171H147ZM172 172H173V171H172ZM174 172H176L175 168H174ZM177 172H176V174H178V175H179L180 173H182V171L179 172V173H177ZM192 172H193V173H191V174L188 173V174H190L189 177H190L191 175L193 176L194 171H192ZM19 173H23V172L19 171ZM64 173H65V172H64ZM78 173H79V171H78ZM89 173H90V174L87 175V178H88L89 175H90L89 177H91V175H93V174H92V171H89ZM94 173H95V171H94ZM111 173H112L111 170H109V174H111ZM113 173H112V175H113ZM132 173H134V172H132ZM154 173H153V175H155ZM165 173H166V172H164V174H162V177H165ZM196 173H197V172H196ZM16 174L18 175V173H16ZM36 174H38V173H35V175H36ZM39 174H41V173H39ZM42 174H45V173H42ZM66 174L69 176L71 173H70V174H69V173H66ZM82 174H83V173H82ZM107 174H108V173H107ZM107 174H106V176H107V178H108L109 175H107ZM114 174H115V173H114ZM118 174H119V173H117V175H118ZM134 174H135V173H134ZM134 174H133V176H135ZM145 174H147V173H145ZM176 174H174V175H176ZM197 174H199V173H197ZM197 174H196V175H197ZM13 175H15V174H13ZM26 175H27V174L25 173L24 175L21 174V176H18V177H19V179H21V180H22V179H23V180H24V179L27 180L28 178L26 179V177H25ZM28 175H29V173H28ZM35 175L32 174L33 178H29V179H32L30 182H29V179H28L27 181H24V182L27 183L28 185H29V183H30V185L33 186V184L36 182V181H33V180L36 179V178L34 177ZM45 175L47 176V174H45ZM48 175H49V174H48ZM52 175H53V174H52ZM94 175H96V174H94ZM94 175H93V176H94ZM117 175H116V176H117ZM156 175H157V174H156ZM156 175H155V176H156ZM169 175H170V173H169V171H168V176L166 175V176H167V177H166L167 180H168V181L173 180V179H171V180L168 179V177H170ZM201 175H202V172H201ZM46 176L43 177V179H42L43 182H44V181H45V182H48V181H46V180H49V177H50V178H53L52 180H54V177H51V176H49V177L47 176V177H46ZM53 176H54V175H53ZM57 176H58V175H57ZM71 176H73V175H70V177H71ZM79 176H81V175L79 174ZM97 176H98V175H97ZM100 176H103V173L100 174ZM106 176H103V177L105 178ZM116 176L114 175L115 179L118 178V177H120V176H118V177H116ZM145 176L147 177L148 175H145ZM150 176H151V175H150ZM150 176H149V177H150ZM252 176H253V175H252ZM14 177H15V176H14ZM14 177H12V178H14ZM28 177H31V175L28 176ZM36 177L38 178V176H36ZM39 177H40V176H39ZM83 177H84V175H83ZM83 177H82V178H83ZM85 177H86V176H85ZM112 177H113V176H112ZM114 177H113V178H114ZM136 177H137V176H135V178H136ZM138 177H139V180H141V179H140L141 177H140V176H138ZM149 177H148V178H149ZM160 177H161V176H160ZM177 177H178V176H175V177L173 176V178H177ZM183 177H184V176H183ZM193 177H194V176H193ZM195 177H196V176H195ZM197 177H198V176H197ZM199 177H200V174H199ZM208 177H210V176H208ZM211 177H213V176H211ZM249 177H251V176L249 175ZM45 178H46V180H44ZM47 178H48V179H47ZM74 178L76 179V177H74ZM74 178H72V179H74ZM97 178H98V177H97ZM107 178H105V179L99 178L98 180H100V179H102V180H107ZM151 178H152V177H150V179H151ZM154 178H155V177H154ZM156 178H158V177H156ZM179 178H180V179H179ZM190 178H191V177H190ZM190 178H189V179H190ZM40 179H41V178H40ZM40 179H39V180H40ZM93 179H94V178H93ZM95 179H96V177H95ZM108 179H110V176H109ZM144 179H145V178H144ZM144 179H143V181H145V180L147 181V179H145V180H144ZM162 179H163V178H162ZM162 179H161V180H162ZM177 179L180 180V181H181V180H184V179H182L181 175H180ZM194 179H196V178H194ZM207 179L209 180V178H207ZM210 179H211L212 181L214 180V178H213V179L210 178ZM252 179L255 180V179H254V176H253ZM98 180L96 179V181H98ZM135 180H136V179H135ZM135 180H133V181H135ZM137 180H138V178H137ZM161 180H160V181H161ZM164 180H165L166 183L168 182L166 179H164ZM164 180H162V181H164ZM198 180L203 181L202 177H201V179H197L196 181H198ZM88 181H89V180H88ZM133 181H132V182H133ZM141 181H142V180H141ZM152 181H154V180H152ZM175 181H177V180H175ZM175 181H174V183H175ZM180 181H179V182H180ZM196 181H195V182H196ZM201 181L199 182V184H202ZM20 182H21V181H20ZM22 182H23V181H22ZM40 182L43 184L42 181H40ZM51 182H52V181H50L49 183H51ZM53 182H54V181H53ZM92 182H95V181H92ZM132 182H130V183H132ZM135 182H136V181H135ZM139 182H140V181H139ZM165 182H164V183H165ZM183 182H184V181H182V183H183ZM203 182H204V181H203ZM37 183H38V180H37ZM41 183H40V184H41ZM56 183H57V181H56ZM73 183H74V182H73ZM89 183H90V181H89ZM97 183H98V185H97ZM97 183H96L97 186L100 185L99 188H103V189L106 188V187H102L101 184H100V182H97ZM105 183H106V184H105ZM126 183H128V182H126ZM126 183H125V185H126ZM143 183H144V182H143ZM145 183H146V182H145ZM147 183H149V182H147ZM157 183L159 184V181L156 182V185H157ZM160 183H161V182H160ZM166 183H165V184H166ZM168 183H169V182H168ZM170 183H171V182H170ZM174 183H173V185H174ZM177 183H178V182H176V184H177ZM182 183H181V184H182ZM196 183H197V182H196ZM196 183H195V184H196ZM204 183H205V182H204ZM21 184H22V183H21ZM40 184H39V185H40ZM51 184H53V183H51ZM57 184H58V183H57ZM57 184H56V185H57ZM94 184H95V183H94ZM102 184H103V182H102ZM176 184H175V185H176ZM181 184H180V185H181ZM192 184H194L193 181H192ZM197 184H198V183H197ZM19 185H20V184H19ZM19 185H18V186H19ZM22 185H23V184H22ZM25 185H26V184H25ZM25 185H24V186H25ZM36 185H37V184H36ZM44 185H46L45 188H47V186H48V188H49V184H48V185H47V184H44ZM104 185L108 186V185H107V181L104 182ZM128 185H129V183L127 184V186H128ZM140 185H141V187L144 186V184L142 185V182H141ZM140 185H139V186H140ZM152 185L154 186V184L151 183V186H152ZM182 185H185V186L190 187V185L186 184V181H185ZM204 185H206V183H205ZM204 185H202V186L205 187ZM54 186H55V185H54ZM54 186H52V187L54 188ZM61 186H62V185H61ZM127 186H125V187H127ZM185 186H184V188H185ZM197 186H199V185H197ZM197 186H196V188H197ZM1 187H2V186H1ZM34 187H35V186H34ZM41 187H43V185L40 186V188H41ZM50 187H51V186H50ZM91 187H92V186H91ZM146 187H147L148 189H151V188L154 189L155 186L150 188L149 184H145V187H143V188L145 189ZM156 187H157V189H158V186H156ZM156 187H155V190H157ZM171 187H172V184H171ZM179 187H180V188H179ZM188 187H187V188H188ZM200 187H201V185H200ZM24 188H26V190L28 189V192H29V188H28V186H27V187H24ZM30 188H32V187L30 186ZM45 188H43V189L46 190ZM53 188H51V189H53ZM60 188H61V187H60ZM60 188H58V189H60ZM96 188H97V187H96ZM175 188H176L177 190H178V188H179L180 192H181V188H182V192H183V186H179V183H178V187H175ZM187 188H186V189H187ZM196 188H195V190H196ZM198 188H199V187H198ZM201 188H202V187H201ZM35 189L38 190L37 188H35ZM51 189H49V190H51ZM92 189H93V188H92ZM103 189H102V190H103ZM148 189H147V190H148ZM170 189H171L170 187H169L168 189L166 188V190H170ZM189 189H190V188H189ZM189 189H187V192H185V190H184V195H183L184 198H185V193H187L186 195L188 196V191H189V193H190V192L193 190V189H190V190H189ZM32 190H33V189H32ZM41 190H42V189H41ZM56 190H57V189H56ZM63 190H64V188H63ZM96 190H97V189H96ZM98 190L101 191L100 189H98ZM107 190H108V189H107ZM107 190H106V191H107ZM164 190H165V188H164ZM171 190H172V189H171ZM173 190H174V188H173ZM177 190H176V191H177ZM179 190H178V191H179ZM23 191H24V190H23ZM42 191H43V190H42ZM53 191H54V190H51V191H48V192L51 193V192H53ZM59 191L61 192V190H59ZM91 191H92V190H91ZM104 191H105V190H104ZM149 191H151V190H149ZM157 191L159 192L160 190H157ZM161 191H163V189H161ZM161 191H160V192H161ZM176 191H174V192H176ZM178 191H177V192H178ZM18 192H19V191H18ZM36 192H37V191H36ZM46 192H47V190H46ZM46 192H45V193L42 192V194L44 195V194H46ZM55 192H56V191H55ZM57 192H58V191H57ZM160 192H159V193H160ZM167 192H168V191H167ZM167 192H165V195L168 194ZM177 192H176V194H177ZM29 193L31 194V192H29ZM101 193L104 195L105 192L102 191ZM108 193H110V190H109ZM151 193H152V192H151ZM172 193H173V192L169 191V194H172ZM191 193H193V192H191ZM33 194H34V192L32 191V194H31V195H33ZM37 194H40V192H39V193H36L34 197H36ZM94 194H95V193H94ZM102 194H100V195H102ZM152 194H153V193H152ZM162 194H163V192H162ZM169 194H168L167 196H169ZM173 194H174L173 197L176 196V198H178L179 196L182 197V194H183V193H182V194H179V193H178V194H179L178 197H177V195H176L175 193H173ZM23 195H24V193H23ZM43 195H41V196L43 197ZM53 195H54V192H53ZM165 195L163 194V198H164V197L167 198V196H165ZM191 195H192V194H191ZM39 196H40V195H39ZM47 196H48V195H47ZM107 196H108V195H107ZM158 196H159V194H158ZM161 196H162V195H161ZM187 196H186L185 199L190 198V197H189L190 195L188 196V198H187ZM45 197H46V196H44V199H45ZM50 197H51V196H50ZM98 197H99V196H98ZM104 197H105V195H104ZM151 197H152V195H151ZM155 197H156V195H155ZM155 197H153L152 202H153L155 199H157L156 201H158V198H155ZM181 197L179 198L180 200H181ZM101 198H103V197H101ZM149 198H150V196H149ZM154 198H155V199H154ZM159 198H161V197L159 196ZM171 198H172V197H171ZM176 198H175V199H176ZM184 198H183V199H184ZM36 199H37V198H36ZM38 199H41V197H38ZM48 199H50V202H55V200H54V201H51V198H48ZM55 199H56V197H55ZM61 199H62V198H61ZM61 199H59V200L63 202V200H61ZM151 199H152V198H151ZM151 199L149 200L150 203H151ZM161 199H162V198H161ZM168 199H170V196H169ZM172 199H173V198H172ZM172 199H171V200H172ZM175 199H173V200L176 201V202L174 203V201H173V203H174L176 206H180V205H182V204L184 203V201H185V199H184V200L182 199V200H183V203L180 202V203H182V204L179 203L180 205H177L176 203H177V201L179 202V199H177V200H175ZM193 199H194V198H193ZM24 200H25V199H24ZM46 200H47V197H46ZM70 200H71V199H70ZM163 200H164V199H163ZM190 200H192V198H190L189 201H190ZM197 200H198V199H197ZM197 200H194V201H197ZM26 201H27V200H26ZM39 201H42V202H43L44 200H43V198H42V200H39ZM39 201H38V202H39ZM56 201H57V199H56ZM65 201H66V200H65ZM156 201H154L153 203H155ZM166 201H167V200H166ZM168 201H169V200H168ZM168 201L166 202V204L168 203ZM192 201H193V200H192ZM27 202H29V201H27ZM27 202H26V203H27ZM42 202H40V203H42ZM44 202H45V201H44ZM48 202H49V200H48ZM62 202H61V203H62ZM76 202H77V201H76ZM104 202H105V199H104ZM190 202H191V201H190ZM190 202H189V207L191 208V205H190V204H192V202H191V203H190ZM29 203H30V202H29ZM45 203H47V202H45ZM56 203H57V205H58V202H56ZM72 203H73V202H72ZM72 203H71V204L69 203V204H70V205H74V207H75V205L77 204V203H76V204H75V203L72 204ZM78 203H79V202H78ZM99 203H100V202H99ZM153 203H152V204H153ZM160 203H161V202H160ZM162 203H165V200H164V202H162ZM162 203H161V204H162ZM171 203H172V202H171ZM195 203H196V202H195ZM30 204H31V203H30ZM42 204H43V203H42ZM47 204H48V203H47ZM49 204L52 205L53 203H49ZM54 204H55V203H54ZM65 204H66V203H65ZM67 204H68V202H67ZM106 204H107V203H106ZM152 204H151V205H152ZM155 204H156V203H155ZM155 204H154V205H155ZM157 204L159 205V202H158ZM157 204H156V205H157ZM161 204H160V206H161ZM166 204H165V205H166ZM184 204H185V207H188V206H186V203H184ZM184 204H183V205H184ZM51 205H49V208L51 207ZM57 205H56V209H57ZM60 205H61V204H60ZM70 205H68V206L70 207ZM81 205H82V204H81ZM81 205L78 204L77 206H81ZM102 205L104 206V204H102ZM102 205H99V206L101 207ZM165 205L163 204V207H164ZM168 205L170 206V205H172V204L169 203ZM25 206H26V205H25ZM28 206H30V205H28ZM28 206H27V208H31V207H28ZM36 206H37V205H36ZM41 206H43V205H41ZM44 206H45V205H44ZM52 206H53L52 208L55 207L54 205H52ZM103 206H102V207H103ZM172 206H174V205H172ZM176 206H175V207H176ZM46 207H47V206H46ZM59 207H60V206H59ZM74 207H72V208H74ZM102 207H101V208H102ZM163 207H162V208H163ZM166 207H167V206H165V208H166ZM180 207H181V206H180ZM27 208H26V209H27ZM34 208H35V206H34ZM44 208H45V207H43V209H44ZM62 208H67V206L65 207L64 204H63V207H62ZM97 208H99V207H97ZM160 208H161V207H160ZM176 208H178V207H176ZM176 208H175V209H176ZM182 208H183V207H182ZM36 209H38V207H37ZM40 209H42V208H40ZM46 209L48 210V208H46ZM54 209H55V208H54ZM56 209H55V211H56ZM75 209H76V208H75ZM75 209H74V210H75ZM78 209H80V207H79ZM95 209H96V208H95ZM163 209H164V208H163ZM163 209H162V210H163ZM166 209H169V210H170V208H168V207H167ZM173 209H174V207H173ZM173 209L171 208V210H170V211L168 210V211L171 212V211H173ZM179 209H180V208H179ZM179 209H177L176 211H179V213H181V210H179ZM187 209H189V208H187ZM31 210H32V209H31ZM50 210H51V208H50ZM61 210H62V209H61ZM66 210L68 211V209H65V211H66ZM74 210L70 208V211L73 212ZM182 210H183V209H182ZM53 211H54V210H53ZM57 211H58V210H57ZM176 211H174V212H176ZM184 211H185V208H184ZM187 211H188V210H187ZM187 211H186V213H187ZM62 212H63V211H62ZM163 212H164V211H163ZM174 212H173V213H174ZM161 213H162V212H161ZM184 213H185V212H184ZM184 213H181V214H184ZM23 214H24V213H23ZM162 214H163V213H162ZM187 214H188V213H187ZM187 214H186V215H187ZM32 215H33V214H32ZM184 215H185V214H184ZM253 215H254V214H253ZM253 215H251L252 220H253ZM24 216H25V215H24ZM27 219H28V216H27ZM33 219H34V218H33ZM231 219H232V221H230ZM228 220H229V219H228ZM230 220H229V221L232 222V224H243V223L249 222V218H248V217H238V218H237V217H236V218H232V217H230ZM30 222H31V221H30ZM30 222H29V223H30ZM26 223H27V220H26ZM256 225H261V226H263L264 223H261V221H259V222L256 223ZM263 231H264V229H263Z\"/></svg>",
    "mask_w": 264,
    "mask_h": 264
}]
</instances>
